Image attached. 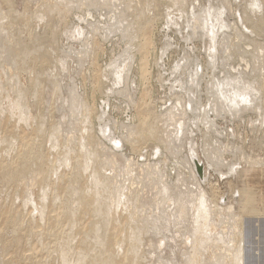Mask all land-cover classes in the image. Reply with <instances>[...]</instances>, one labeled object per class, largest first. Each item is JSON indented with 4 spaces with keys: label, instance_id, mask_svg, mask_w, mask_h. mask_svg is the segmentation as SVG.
<instances>
[{
    "label": "rangeland",
    "instance_id": "1",
    "mask_svg": "<svg viewBox=\"0 0 264 264\" xmlns=\"http://www.w3.org/2000/svg\"><path fill=\"white\" fill-rule=\"evenodd\" d=\"M13 2H12V6L14 5V6H16V7H14L16 10H12V9H14V8H12L11 9V11H10V8L9 7H6L7 6V3H5V2H2L1 4H0V10H2V11H0V12H2V13H0V15L1 14H3V12H4V14L6 15V14H8V15H6V16H9V18H11L10 17V15L12 14H16V16L14 15V17L16 18V20H17V22H19V24L18 23H14L12 26H11V28L10 29H12V33L11 34H13V33H17L18 35H17V37H16V34L14 35L13 34V36L12 37H14V38H9V36H8V34H7V36H4V34L1 32V34L3 35V37L5 38V37H7V38H5V41L3 40V42H1V39H2V37H1V39H0V42L1 43H4L5 42V45H8L9 44V46L11 47L10 49V51H12L13 50V47H14V49L16 50H21L22 52H20V50H19V52L17 51V53H16V56H17V58H19L18 60H19V63L21 62V61H23L24 60V62H21L20 64L23 66V65H30V67L31 68H29V70L31 71V72H29V70H22L19 74H20V76L19 77H17V79L16 80H18V78H19V83L21 84H23L24 86H26V85H30V83H28V82H31L30 80L33 78V76L35 77L34 79H36V77L39 75L40 76V74H42V78L40 79V77H37V78H39L40 79V85L43 83V82H45V83H43L42 85H44V89L42 88V93H44L43 95H42V97L44 98V100L41 102V105H37V103H36V105H34L35 103H34V96L31 94V91H29L30 93H29V96H27V104L29 105V109L31 110V112H32V114H35V113H38L39 112V115L40 114H43V115H41L42 117H40V119H42V121H43V126L45 125V127L48 129L49 127H50V130L48 129V131H47V129H46V134H44V133H42V135H45V137H47L46 138V144L47 143H52V141H53V143H52V145L55 147H53L52 145V148H53V150L55 151L54 153L55 154H57V156L56 155H54V158H57V159H59L60 158V156H62V154L60 153V152H62V151H60L59 150V148H60V146L59 145H66L67 146V143H68V146H70V147H74L75 146V144L77 143V141L75 142V141H73V140H76V138H77V140H78V134H77V136H76V133H78L79 131H78V129H80V126H78L79 125V122H80V124H82L81 123V121H82V119L79 121V119H80V115L81 114H79V111H80V106L77 108V106H75L76 107V109H75V111L77 112H75L74 111V113H73V115L72 114H70V108H69V110L68 109H66L67 107H69V102H71V100H72V98L70 97L71 96V94H75V93H73L74 92V90L73 89H76L77 91H75V92H77L78 93V97H79V99H80V97H82V94L83 95H86V99L88 100V101H90V95H91V85H92V81H91V79H92V77L90 76L91 74H92V71H91V69H92V65H91V60L89 61V58H87V60L89 61L88 63H90V64H88L87 63V60L85 59H83V62L81 63L82 65H80V59H77V57L76 56H79L80 55V53L82 52V49H83V45L85 44H83V43H81V39H83V41H86V42H88L89 40H90V42H88V43H90L89 45H91V37L90 36H92V35H95V33L93 34V32H96V33H98V34H96L95 36H97L98 37V39L100 40V43L103 41V40H101V37H102V39H103V36L104 37H106V39H104V41L102 42V44H101V49H103L102 51L100 50V54H99V56L97 57V62L99 63V65H100V67H102V69H101V71L103 72V73H108V74H104L105 76L103 77V78H105V79H103V82L105 83H103L102 85H101V88L100 89H102L101 91H100V89H98V90H96L95 91V97H94V102H95V104H94V108L95 109H97L96 110V112L94 113V111H93V113L94 114H92V116H91V120L89 121V123H90V125H89V123H88V125L90 126L89 128H88V130H89V133L91 132L90 131V129H91V126L93 127L92 128V136L94 137L95 135V139L93 140V142L95 143V141L97 142V140H98V142L97 143H99L100 144V142H101V144L100 145H97L96 144V148H97V152L96 153H99L100 155H98L97 154V156L96 157H98V160H97V158L95 159V161L97 162V161H99V158H100V160H101V162L102 161H104V163L106 164H104L103 162V166L105 167H107V169L105 170L104 168L102 169V171L103 170H105V171H103V172H106L105 174H107V176L109 175V180H111L112 178H114L113 180H111V182H110V185H112V186H116L117 184H119V183H121L120 182V180L121 179H119V175L121 174V172H122V174H121V176H122V179H124V177L125 176H128V175H132L131 176V179H129V182H130V180H132L133 181V183L132 184H130L129 182H125V183H129V184H124V185H122V186H119L118 188H119V194L120 195H122L121 194V192L122 193H124V192H129L128 194L129 195H131L132 196V193H133V197L136 199V196L137 197H139L140 198V203L139 204H137L136 206H138V207H136L135 209H137V211L141 214H139L140 216H138V217H141L140 219H142V221L140 220V222H143L144 224H143V226L145 227H143L142 229L144 230L143 231V233L145 234H143V245L145 246V248H146V253L149 255H147L148 256V261H150V262H148L149 264H152V263H154V262H156V261H158L159 260V262L158 263H160V262H162L163 264L165 263L164 261H165V258H166V260H167V258L168 259H170V261L169 260H167L166 262H167V264H173L174 262H178V263H174V264H186L185 262H184V259L186 260L187 258H188V256L190 257V250H192V247H194V246H196V244L194 245V243H192V236H191V234L193 235V233H189V232H192L191 231V229H188V230H185V231H183L182 230V228L180 227V228H178V227H176L175 226V222H174V218L172 217V216H174L173 215V213H171V211H170V209H166V207H164L163 209H164V214H165V219L167 218V221L165 220H163L162 219V221H160V222H158L159 220H158V218L156 219V217H154V215L152 216V211H153V209H155L154 207H156V205H154V203L156 202L157 203V201H156V199H154L153 197H155L156 198V196H157V194H155V192H154V190H156L157 189V187L158 186H161V181H165V183L167 184V182H168V185H169V187H170V185L171 186H174L175 185V183H173V181H175V182H177L176 181V179H174V178H176V177H178V178H182L181 180H180V184L182 185V182H183V187H188V188H192L193 190H194V195L193 196H195V195H197L196 197L198 198V195L199 194H201V195H204L205 194V196L206 197H208V200L210 201L209 203H210V205H211V207L212 208H214V210H215V212H212V210L213 209H211V211L210 212H212V213H209V214H211L208 218H207V223L205 224V226H206V228H205V226H204V228H203V230H204V232H203V230L201 231H199L198 233H200L199 234V236L200 237H204V238H207L208 237V240L209 241H211L212 240V245L213 246H209L207 249H204L205 251H203V255L201 256V258H200V260L198 261V264H212L213 262L212 261H215L214 260V258H216L214 255L215 254H213V251L214 250H216L217 248H222L223 246H229V244L233 247V248H237V249H232V248H230V246H229V249H230V251H231V249H232V253L230 252L229 253V257H231V254H234L237 250H241L239 253H241L240 254V258H239V261H236L237 262V264H264V211H262L261 210V208H260V212H259V209H257V208H259V203L257 204V202H259V201H257V200H260L261 198V200H264V197H262V195L261 194H263L264 193V178H262L263 177V174H264V169L263 168H261V167H264V123H263V121H264V119H263V116H264V107H263V109H262V106H264V103H263V105H261V107L260 108H254V106L252 105V104H250L249 105V107H251L252 106V109L251 108H249L250 110H248V108L247 109H245L243 106H241L243 103H242V101L239 103V104H237V105H235V103L233 104V100H229L230 99V97H231V99H233V91H232V89L228 92L227 90H226V82H229V84H227V86L229 87L231 84L230 83H233L234 85H236L235 83H237L238 81H236L235 82V80L233 81V82H231L233 79H232V77L233 78H238L239 77V75L241 76L242 74H244L243 75V77H244V79L246 78V79H250L251 77H252V75L254 74V72H252L250 69H251V61H250V59H251V57H252V55H250V54H252V49H253V47H252V44L254 45L255 44V42L256 43H264V37H263V35H264V25H262V24H264V22L262 23V20L264 19V9H263V7H262V3L260 2V1H258L257 2V4L255 5V4H253L252 3V1L253 0H229V5H230V8H229V10H225V13H223L222 12V9L220 10V9H218L217 8V10H219V11H221V13L219 12V11H217L215 8H216V5H214V3H215V1H214V3H213V5L212 6H208V3L209 2H213V0H185V2H184V4H181L180 5V3H177V2H175V3H172V1L171 0H165L166 2H164V0L162 1V0H159L160 1V10H163V11H160L161 13V16H159V18H156V20H154V26L155 27H153L154 29V31H153V38H154V43H153V47H152V51H151V54L149 55V62H148V79H147V81H149L148 82V86L150 87V89H151V93L149 94L150 96L149 97H151V98H149L148 97V102L150 101V104H152L153 106L152 107H155V108H153L155 111H156V113H157V116H158V114L159 113H161L162 115L156 120V121H158V124L157 123H155V120H154V124H152L153 125V130L152 131H154L155 132V134H154V132L153 133H151V131H150V133H149V131H147V133H149V135L148 136H150L147 140H144V141H141L142 142V144H140L141 142H133V140L131 141V139L134 137V136H136V129H135V127L136 126H134L135 124H137V120H138V118L136 117V112H135V105L132 103V105L130 104L133 100H136V98L138 97V93H139V91H140V88H141V85H140V76H139V71H138V59H137V54L135 53V54H133V56L131 57V59L130 58H128V60H127V58H124L125 56H122L123 54H122V52L123 51H130L132 48H134V46L133 45H131L130 44V42H129V37H124L125 35H123V34H121V32H120V30L119 29H117V28H115V30L114 31H116L117 33H115V32H113V31H111V30H109V29H107L106 30V28H105V26L107 27V28H109V26L108 25H110V29H114V28H111V24L110 23H114L115 24V26L117 27V25H118V23H119V21L117 22V20H116V16H114L113 15V12H111V11H107L106 10V12H104V9L102 10V9H100L99 10V8H97V10H96V8L94 9V8H92L91 6H90V8H92L91 10H90V8L88 9V7H86L85 6V8L84 7H82V8H84L85 9V11H84V9H75L74 8V11L72 12V14H71V12L69 13L68 12V14L66 15L67 17H69V18H65L64 20H66V21H64V22H66L65 24H64V22L62 21L61 22V20H63L62 18L60 19V18H58L57 17V15H55L54 17H52L51 19H52V21L50 22V18H49V20H47L48 19V17H38L37 18V16H36V18L35 17H33L32 19H30V18H28V21H26L25 20V22H24V20H22L23 19V14L24 15H27V13H28V16L31 14V15H33L32 13H35L36 11H35V9L37 10V9H40V8H37L36 7V5L37 6H39V4L41 3V1L40 0H31V2L29 3L27 0H12ZM22 1H23V3H22ZM25 1H27V5H26V2ZM37 1V2H36ZM55 1V2H54ZM57 1H59V0H51L50 2H54L53 4H55V6L56 5H58V3H60V2H57ZM114 1V0H113ZM120 0H118V2H119ZM130 0H126V3H124V4H122V6H125L126 4L128 5V4H130V6H131V4L132 3H134V0H131V2H129ZM138 1H139V3H138ZM135 4H137V5H135V4H132V6L134 5V7L135 6H138V5H140V1L141 0H138ZM170 1H171V3H170ZM176 1H178V0H176ZM188 3H187V2ZM189 1H192V2H190L189 3ZM238 1V2H237ZM245 1V2H244ZM40 2V3H39ZM57 2V3H56ZM164 2V3H163ZM170 4H172V6L173 7H168V6H170L169 5V3ZM178 2H180V1H178ZM216 2H217V0H216ZM239 2H241V3H239ZM33 3H35L34 5H35V7H34V5H33ZM120 3V2H119ZM118 3V6L120 5ZM142 3V2H141ZM163 3V4H162ZM178 5H177V4ZM187 3V4H186ZM218 3V2H217ZM252 5H251V4ZM17 4V5H16ZM23 4V5H22ZM25 4V5H24ZM31 5V6H28V5ZM167 4V5H166ZM193 4L194 5H200V9L201 10H203L204 9V11L203 12H205V10L206 9H208L207 7H213V9H211V8H209L210 10L208 11V12H213L214 14H215V10L217 11V14L216 15H218V13H219V15L218 16H215L214 17V14L212 13V14H209L210 16H211V19H210V17H209V15H208V13L207 14H205L206 12H207V10H206V12L205 13H202V14H205L204 15V17H203V15L201 14V13H198V14H195L194 16H192L193 14H192V7H193ZM203 4V5H202ZM246 4V5H245ZM261 4V5H260ZM3 5V6H2ZM6 5V6H5ZM126 5V6H127ZM163 7H162V6ZM167 7H166V6ZM176 5V6H175ZM250 5V6H249ZM258 5V6H257ZM23 6V7H22ZM25 6V7H24ZM26 6H28L31 10H32V12H31V10H29L28 9V7L26 8ZM125 6V7H126ZM180 6V7H179ZM202 6V7H201ZM218 6H219V4H218ZM5 7V8H4ZM32 7H34V9L32 8ZM188 7V8H187ZM205 7V8H204ZM242 7H243V9H245L246 8V10L248 11L249 10V12H250V14L252 15V14H254V12L256 13L257 11H255L256 9L258 10V12H259V10H260V12H262V14L259 12H257L256 13V15H259V14H261V15H263V16H259V18L260 17H262L263 19L262 20H259V21H255V18L253 17V16H251L252 18H254V21H255V23L253 24V22H252V19H250L251 21H248L249 20V18L246 20V19H244V21H243V19H241V18H243L242 16H241V9H242ZM245 7V8H244ZM255 7V8H254ZM3 8V9H2ZM7 8H8V10L9 11H7L8 13H6L5 12V10H7ZM20 8V9H19ZM25 8V9H24ZM119 8V7H118ZM132 8V7H131ZM169 8V9H168ZM177 8H179V9H177ZM220 8V7H219ZM259 8V9H258ZM262 8V9H261ZM171 9V10H170ZM181 9V10H180ZM199 9V10H200ZM242 9V10H243ZM254 9V10H253ZM4 10V11H3ZM20 10V11H19ZM23 10V11H22ZM26 10V11H25ZM27 10H29V11H27ZM87 10H89V12L87 11ZM183 10H185V11H183ZM213 10V11H212ZM13 11V12H12ZM25 11V12H24ZM38 11V10H37ZM86 11L89 13H86ZM100 11V12H99ZM167 11V12H166ZM172 11V12H171ZM181 11V12H180ZM191 11V12H190ZM231 11V12H230ZM254 11V12H253ZM12 12V13H11ZM17 12H19V13H17ZM22 12H24V13H22ZM27 12V13H26ZM29 12H31V13H29ZM78 12H81V14L83 15L84 14V16H83V18H82V15L80 14V13H78ZM84 12V13H83ZM94 14H96V15H94ZM102 12H104V13H102ZM202 12V11H201ZM10 13V14H9ZM26 13V14H25ZM76 13V14H75ZM93 15H92V14ZM102 13V14H101ZM106 13V14H105ZM110 13H111V15H110ZM163 13V14H162ZM237 13V14H236ZM3 14V15H4ZM18 14H22L20 17H19V15ZM70 14V15H69ZM88 15V16H86V15ZM103 14H104V18H103ZM169 15V17H168V15ZM180 14V15H179ZM200 14V15H199ZM220 14H222V19H223V17L225 16V18H226V20H225V18L223 19L224 20V22H225V24H228L229 26H226L225 24H224V22H223V20L220 18ZM250 14H248L249 15V17H250ZM11 15V16H12ZM76 15V16H75ZM78 15H80V16H78ZM101 16V18H98V17H100ZM107 15V16H106ZM175 15V16H174ZM200 17V21H198L197 19H199V18H197L198 16ZM207 15H208V19H210V20H212L213 21V19L215 18V19H221L222 21H220L219 20V22L222 24L223 23V26L227 29H225L224 27H221L220 29H218V27H220V25H219V23H218V20H216L217 21V25L216 24H213L214 22L216 23V21H215V19H214V21L213 22H211L210 20L209 21H207V20H204L205 21V23L206 24H204V21H203V19H201V16H202V18H207ZM237 15V16H236ZM2 16V15H1ZM0 16V17H1ZM65 16V17H66ZM77 17L78 19H76L75 17ZM98 16V17H97ZM110 16V17H109ZM213 16V17H212ZM239 16H240V18H239ZM3 17V16H2ZM13 17V16H12ZM19 19H18V18ZM80 17V18H79ZM87 17V18H86ZM93 19H92V18ZM94 17H96V18H94ZM164 17V18H163ZM170 17H171V19H170ZM189 17V18H188ZM196 17V18H195ZM218 17V18H217ZM9 18H7V19H9ZM34 18H35V20H36V23H39L38 24V26H37V24L35 23V20H34ZM43 20V22H42V20ZM45 18V19H44ZM54 18V19H53ZM64 18V17H63ZM75 19V21H76V23H75V21H74V19ZM188 18V19H187ZM192 18V19H191ZM239 18V19H238ZM2 19H4V18H1L0 19V22L2 21V23H3V20ZM39 19V20H38ZM56 19H58V20H56ZM60 19V20H59ZM73 19V20H72ZM88 19V20H87ZM104 19H105V22H104ZM113 19V20H112ZM118 19V18H117ZM168 19V20H167ZM187 19V20H186ZM189 19H190V21H189ZM195 19H196V21L197 22H195ZM232 19V20H231ZM5 21H4V23H6V17H5V19H4ZM19 20V21H18ZM32 20V21H31ZM56 22V24H55V22ZM77 20H79V21H77ZM83 20V21H82ZM85 20L87 21L86 23H85ZM94 20H96V21H94ZM99 20V21H98ZM101 20V21H100ZM115 20V21H114ZM118 20H120V19H118ZM122 20V19H121ZM187 22H186V21ZM193 20H194V22H193ZM230 20H231V22H230ZM246 20V21H245ZM40 21V22H39ZM46 21V22H45ZM94 21V22H93ZM111 21V22H110ZM157 21V22H156ZM175 21V22H174ZM176 21L178 22V23H176ZM240 21V22H239ZM264 21V20H263ZM42 22V23H41ZM69 22V23H68ZM71 22V23H70ZM72 22H74V25H73V23ZM79 22V23H78ZM90 22H93V23H90ZM100 22H101V24H100ZM198 22H200L199 24H204L203 25V27H201V30L199 31L198 30V28L200 29V26L201 25H199V27H198V25L196 24V23H198ZM251 22V23H250ZM22 23H24V26H23V24ZM30 24V23H32V24H30V26L32 25V27H29V25H26V24ZM53 23V24H52ZM60 24V27L58 28L57 26H59V25H57V24ZM67 23H68V25H67ZM82 23V24H81ZM86 25H85V24ZM87 23H89V24H87ZM100 25H99V24ZM102 23H104V25L102 24ZM107 23V24H106ZM112 23V24H113ZM157 23V24H156ZM171 23V24H170ZM191 23V24H190ZM232 23V24H231ZM260 23V24H259ZM71 24V25H70ZM83 24H84V26H83ZM93 24H96L95 25V28H94V25ZM97 24H98V26H97ZM117 24V25H116ZM124 24H126V23H124ZM177 24V25H176ZM179 24V25H178ZM194 24V25H193ZM248 24V25H247ZM249 24H251V26L249 25ZM255 24H256V26H255ZM258 24V25H257ZM5 25H7V24H5ZM56 25V26H55ZM62 25V26H61ZM90 25H91V27L92 28H94V30L92 31V29L90 28ZM122 25H123V22H122ZM197 25V26H196ZM207 25H209V26H207L208 28L207 29H205V27ZM210 25H212V26H210ZM252 25H254V27H252ZM260 25V26H259ZM28 26V27H27ZM46 26V27H45ZM52 26H54L55 27V29L57 30V28H58V30H59V32L57 31V34L55 33L56 31L53 29L52 30ZM67 26V27H66ZM75 27V29H70V28H72V27ZM87 26V27H86ZM114 25H113V27H115ZM119 26V25H118ZM216 26H218V27H216ZM222 26V25H221ZM13 27V28H12ZM18 27H20V28H18ZM22 27H23V31H22ZM25 27H27V28H25ZM35 27H37V31L35 30V32H34V30H32V29H34ZM53 27V28H54ZM67 28V30H68V28L70 29V30H66L65 31V29ZM81 27V28H80ZM100 28V31L98 30V28ZM102 27V28H101ZM259 27V28H258ZM262 29H261V28ZM14 28H18V29H20L21 30V33H20V30L18 31V29L17 30H14L13 31V29ZM43 28V29H42ZM87 28V29H86ZM89 28V29H88ZM193 28V29H192ZM212 28V29H211ZM233 28V29H232ZM242 28V29H241ZM254 28V29H253ZM257 28V29H256ZM25 29V30H24ZM30 29V30H29ZM36 29V28H35ZM47 29V30H46ZM81 29H83L82 31H81ZM102 29V30H101ZM103 29H104V31L106 32V34L108 35L109 33H110V31H111V33L113 34H109V36H107V35H104L105 34V32L103 31ZM117 29V30H116ZM205 29V30H204ZM209 29L211 30L210 32L211 33H208V34H205V31H206V33L207 32H209ZM231 29V30H230ZM255 30V31H253V30ZM27 30V31H26ZM50 30H52V31H54L53 32V36L51 37V39L50 40H47L48 38H50V36H48V35H50ZM72 30H74V31H72ZM84 30H86V31H84ZM89 30V31H88ZM92 32H91V31ZM96 30V31H95ZM98 30V31H97ZM196 31V32H194V31ZM223 30H225L224 32H223ZM257 30V31H256ZM263 30V31H262ZM33 31V32H32ZM89 32V34H87L86 32ZM216 31H218V32H216ZM226 31H227V33H226ZM233 31V32H232ZM251 31H253V32H251ZM29 32V33H28ZM33 34H31V33ZM38 32V33H37ZM66 32V33H65ZM70 32V33H69ZM109 32V33H108ZM203 34H202V33ZM221 32V33H220ZM4 33H5V31H4ZM20 33V34H19ZM23 33V34H22ZM28 33V34H27ZM35 33V34H34ZM40 33H44V34H42V35H40ZM59 33V34H58ZM86 33V35H88L89 37H88V39H86L87 37H86V35H84ZM92 35H91V34ZM99 33H101V35L99 34ZM103 33V34H102ZM191 33V34H190ZM216 33H217V35H216ZM220 33V34H219ZM237 33V34H236ZM245 33V34H244ZM247 33V34H246ZM54 34H55V38L54 39H57V40H55V41H53L54 39H52L53 37H54ZM120 34V35H119ZM221 34L223 35V37H228L229 36V39L227 38L226 40H228L229 42H230V40H232L231 42H233L234 44H233V47L232 46H230L229 45V43L226 45V44H223V45H225V47L224 46H220L221 44V42H222V39L221 38H223L222 36H221ZM229 34V35H228ZM255 34H257V35H255ZM28 35H29V37H28ZM31 35V36H30ZM37 35H39L40 37H41V39L39 38V36H37ZM47 35V36H46ZM121 35H123V37L121 36ZM207 35V36H206ZM226 35V36H225ZM231 35V36H230ZM21 36V37H20ZM23 36H25V37H23ZM34 36V37H33ZM35 36H37V37H35ZM85 36V37H84ZM208 36H209V38H208ZM219 38V37H221L220 39H218L217 37ZM233 36H234V38H233ZM261 36V37H260ZM231 37V38H230ZM241 37V38H240ZM253 37V38H252ZM257 37V38H256ZM3 38V39H4ZM23 38V39H22ZM31 38V39H30ZM35 38V39H34ZM37 38H39V39H37ZM46 38V39H45ZM110 38V39H109ZM122 38V39H121ZM125 38V39H124ZM127 38V39H126ZM237 38V39H236ZM10 39V40H9ZM18 40V42H17V40ZM22 39V42L23 43H20L21 40ZM113 39V40H112ZM120 39V40H119ZM124 39V40H123ZM189 39V40H188ZM219 40V43H218V41L217 40ZM253 40V42L254 43H252V40ZM41 40V41H40ZM44 40V42H42ZM47 40V41H46ZM249 40V41H248ZM11 43H14L13 45L12 44H10V42ZM16 41V42H15ZM27 41H29V42H27ZM31 41H33L32 43H31ZM46 41V42H45ZM57 41V45H55V44H53L54 42H56ZM221 41V42H220ZM251 41V42H250ZM7 42H9V43H7ZM50 42H52V43H50ZM124 42H126V44H124ZM129 42V43H128ZM217 42V43H216ZM245 42V43H244ZM248 42V43H247ZM25 43V44H24ZM37 43H38V45H40V46H38V49H39V47L40 48H42L41 50H40V52H39V50L37 49ZM80 43V44H79ZM87 43V44H88ZM168 43V44H167ZM210 43V44H209ZM225 43V42H224ZM16 44H18V45H16ZM21 44H22V46H21ZM27 44H29L28 46H27ZM34 44H36V45H34ZM47 44V45H46ZM128 44V45H127ZM135 44V43H134ZM240 44V45H239ZM1 45V44H0ZM34 45V46H33ZM44 45V46H43ZM48 45H50L49 46V48H48ZM52 45V46H51ZM55 45V46H54ZM60 45V46H59ZM71 45V46H70ZM207 45V46H206ZM229 45V46H228ZM16 46H17V48H16ZM25 46H27V47H29V49L28 48H26V50H28V52L29 53H31V55L30 54H28V52H26L25 50L23 51L22 50V48L24 49V47ZM31 46V47H30ZM32 46L34 47V48H32ZM56 46H58V47H56ZM73 46V47H72ZM82 46V47H81ZM125 46V47H124ZM129 46V47H128ZM131 46V47H130ZM5 47V46H4ZM19 47V48H18ZM21 47V48H20ZM44 47V48H43ZM56 47V48H55ZM61 47V48H60ZM69 47H71L70 49H69ZM103 47V48H102ZM121 47H122V49L123 50H121ZM124 47V48H123ZM212 47V48H211ZM218 47H220V48H218ZM222 47V48H221ZM239 47H241V48H239ZM261 47H263V46H261ZM6 48H9V47H7L6 46ZM50 48H52V49H50ZM62 48H64V51L65 52H67L66 54H64L63 55V57H62V55L61 54H58V53H62V51H63V49ZM73 48H74V50H76V49H78V51L76 52L75 51V53L77 54L78 53V55H76L74 52H73ZM76 48V49H75ZM82 48V49H81ZM130 48V50H128ZM225 48V50L228 48V50L230 49V51H225V50H221V49H224ZM236 50H235V49ZM0 49H1V47H0ZM35 50V52L36 51H38V52H36L37 53V55H39L40 53H43V52H49L50 50H51V52H49L50 53V55L54 58H52L51 57V59H48V62L46 63V62H43L42 64H35L36 66H33V68H32V61L30 60V59H33V53H35V52H33L34 50ZM54 49H56L57 50V52H56V50H55V52H54ZM59 49H62V51L60 52V50ZM124 49H126V50H124ZM210 49V50H209ZM239 49H240V51H239ZM243 49V50H242ZM251 49V50H250ZM15 50H13L12 52H11V54L13 55V57L16 59V57H15ZM32 50V51H31ZM68 50H72V53L70 52V51H68ZM81 50V51H80ZM247 50H249V51H247ZM1 52V54H0V56H1V59L3 58V60H5L6 58V60L5 61H3V60H1V64H0V76H1V78H0V81H2V84H3V88L5 87H7V89H9L8 91L4 88L3 90H1V93L3 92V97L5 98V99H2V101H4V104H5V102H6V99H7V101H8V98L4 95V94H6L7 92L9 93V94H11V96H15L16 94V92H12L13 90H11L12 88V84H13V79H15L14 78V76H11L10 75V73H14V72H16L17 71V66L18 65H20V64H18L17 62V60H14L15 62H13V61H11L10 59H12V57L10 56L11 54H10V51H8V53H9V55H8V53H7V51H2V50H0ZM63 51V52H64ZM104 51V52H103ZM122 51V52H121ZM132 51V52H131ZM130 52L131 53H134V50H131ZM223 51V52H222ZM239 51V52H238ZM7 53L6 55H7V57H6V55L4 56V57H2V55H3V53ZM25 54H24V53ZM64 52V53H65ZM68 52H70V54H68ZM116 52H118L119 53V58H117L118 60H116V57H117V55L116 54H118V53H116ZM213 52V53H212ZM216 52V53H215ZM227 54H226V53ZM232 52L234 53V54H232ZM242 52V53H241ZM245 52V53H244ZM249 52V53H248ZM20 54V56H22V57H20L19 56V54ZM35 53V54H36ZM39 53V54H38ZM116 53V54H115ZM124 53V52H123ZM231 53V55L233 56H229V58H226V60H228L227 61V64H224V63H226V60H225V62L223 61V64H222V59H221V57H224L223 56V54L224 55H229ZM237 53V54H236ZM26 54H27V56H26ZM33 54V55H32ZM54 54H56V57H55V55ZM75 54V55H74ZM122 54V55H121ZM163 54V55H162ZM220 54H222L221 56H220ZM240 54V55H239ZM24 55V56H23ZM28 55L29 56H31V57H28ZM69 58V59H67V58H65L66 56ZM68 55H71V57L70 56H68ZM73 55V56H72ZM82 55V54H81ZM116 55V56H115ZM211 55V56H210ZM217 55V56H216ZM236 55V56H235ZM239 57H238V56ZM242 55V56H241ZM245 55V56H244ZM11 57L10 59H9V57ZM25 56H26V58H25ZM59 56H61V58L59 57ZM75 56V57H74ZM122 56V57H121ZM214 56H215V58H214ZM25 59H24V58ZM58 57V58H57ZM73 57V58H72ZM80 57V56H79ZM78 57V58H79ZM220 57V58H219ZM231 57H232V59H231ZM249 57V58H248ZM57 58V59H56ZM71 58V59H70ZM120 58H121V60H120ZM133 58V59H132ZM242 58V59H241ZM26 59H28L29 61L27 62H25V60ZM67 60V62L65 61V60ZM111 59H113V60H111ZM114 59L116 60V62H112V61H114ZM123 59V60H122ZM127 61H126V60ZM136 59V60H135ZM187 59V60H186ZM194 59H195V61H194ZM216 59V60H215ZM231 61H230V60ZM49 60H50V62H49ZM54 60V61H53ZM58 62H57V61ZM70 60V61H69ZM72 60V61H71ZM77 60V61H76ZM125 60V61H124ZM182 60V61H181ZM212 60H213V62H215V63H213L212 65H211V63H212ZM215 60V61H214ZM234 60V61H233ZM2 61H3V63H2ZM53 61V62H52ZM68 61H69V63H68ZM82 61V60H81ZM85 61V62H84ZM132 61V62H131ZM220 61V62H219ZM9 62H13L12 64L14 65L15 64V66H12V64H11V66H10V64H9ZM61 62V63H60ZM66 62V63H65ZM125 62V63H124ZM228 62L230 63V64H232V65H230V64H228ZM247 62V63H246ZM22 63H26V64H22ZM28 63V64H27ZM52 63H54V64H52ZM58 65H57V64ZM78 63V64H77ZM108 63H112L111 65H109ZM2 64H4V65H2ZM46 64H47V67H46ZM50 64V65H49ZM62 64V65H61ZM65 64H68L67 66L65 65ZM108 64V66H107V68H106V65ZM128 64V65H127ZM17 65V66H16ZM20 65V66H21ZM41 65H42V67H41ZM57 65V66H56ZM63 65H65L67 68L65 69V66H63ZM70 65V66H69ZM84 65V66H83ZM124 65V66H123ZM125 65H127V66H125ZM214 65V66H213ZM225 65V66H224ZM245 65V66H244ZM2 66V67H1ZM5 66H6V68H5ZM43 66H45V68L43 67ZM52 66V67H51ZM53 66H54V68H53ZM64 68H63V67ZM91 66V67H90ZM111 66H113V67H111ZM128 66L130 67V68H128ZM214 67V69H213V67ZM250 66V67H249ZM10 67V68H9ZM14 67V69H15V67H16V71L15 70H13L12 68ZM36 67V68H35ZM50 67V68H49ZM55 67H56V70H54L55 69ZM74 67V68H73ZM83 67V68H82ZM87 67V68H86ZM129 69V72L128 73H125L124 72V70L126 69ZM216 67V68H215ZM224 67H225V69H224ZM1 68H3L4 69V71L1 69ZM39 68L41 69V71L39 70ZM50 69V70H48V71H44V70H42V69ZM63 68V69H62ZM83 69V70H81V69ZM88 71H85V69ZM91 68V69H90ZM5 69H9V70H11L10 72H9V70H5ZM33 71H35L36 69L38 70H36L35 71V73L34 72H32V70ZM51 69H53L54 71H52V73H51ZM65 69V70H64ZM68 69V70H67ZM77 70V71H74V70ZM105 69V70H104ZM107 69V70H106ZM111 69H113V70H111ZM117 69V70H116ZM197 70V72H195L196 70ZM236 69V70H235ZM119 70V71H118ZM225 70H228L229 71V73H226L227 75H229L228 77H227V75H226V77H224L223 78V75H224V71ZM243 70H244V72H243ZM13 71V72H12ZM44 71V72H43ZM57 71V72H56ZM79 71V72H78ZM126 71V70H125ZM128 71V70H127ZM126 71V72H127ZM200 71V72H199ZM260 71V70H259ZM261 71H263L262 69H261ZM260 71V72H261ZM26 72V73H25ZM28 72H29V74H30V76L28 75ZM36 72L37 73H40V74H37V75H33L32 76V73L33 74H36ZM46 72H48V73H46ZM53 72L55 73V75H57L58 76V78L57 77H55V75L53 76L52 74H53ZM81 72H83V73H85V74H83V73H81ZM87 72V73H86ZM111 72H113V74L111 73ZM116 72L117 73H119V76H117L118 74H116ZM188 72V73H187ZM226 72V71H225ZM4 73H9V74H5L6 75V77L4 78L3 77V75H4ZM50 73V74H49ZM56 73H58V74H56ZM63 73V74H62ZM78 73V74H77ZM79 73H80V75H79ZM121 73V74H120ZM191 73V74H190ZM255 73H257V72H255ZM25 74V75H24ZM45 74V75H44ZM83 74V75H82ZM87 74H89V77L87 76ZM250 74V75H249ZM4 75V76H5ZM49 75V77H47ZM181 75H182V77H181ZM188 75V76H187ZM7 76H9V78H7ZM27 76H29V77H31V79L29 78V77H27ZM43 76H45L44 78H43ZM62 76V77H61ZM66 76V77H65ZM69 76H70V78H69ZM72 76V77H71ZM81 76H83V79H82V77ZM107 76V77H106ZM113 76H115V77H113ZM124 76H126V80H125V77ZM160 76V77H159ZM196 76V77H195ZM25 77V78H24ZM50 77H54L53 78V80H50L51 78ZM60 77V78H59ZM85 77H86V79H85ZM88 77V78H87ZM116 77H117V79H116ZM122 77V78H121ZM131 77V78H130ZM138 77H139V80H138ZM184 77V78H183ZM188 77V78H187ZM217 77V79H215V78ZM222 77V78H221ZM11 78H13L12 80H11ZM22 78V79H21ZM29 78V79H28ZM47 78H49L48 80H47ZM73 80H72V79ZM81 78V79H80ZM120 78V79H119ZM257 78H259L258 77V75H257V77H256V79L255 80H257ZM2 79V80H1ZM3 79H10V80H8L7 82H9L10 81V83H7L6 82V84L4 85V81L5 80H3ZM44 79V80H43ZM60 80V79H62L61 80V82L60 81H58V80ZM70 79V80H69ZM110 79V80H109ZM121 79H124V80H121ZM180 79H182V80H180ZM191 79V80H190ZM222 79H225V81L224 82H222ZM253 79V78H252ZM27 80H29L28 82H27ZM43 82H42V81ZM53 81V82H50V81ZM106 80V81H105ZM119 80V81H118ZM187 80H189L188 82H187ZM254 80V79H253ZM65 81H66V83H65ZM71 81V82H70ZM91 81V82H90ZM127 81V82H126ZM136 81V82H135ZM195 81V82H194ZM11 82H12V84H11ZM42 82V83H41ZM50 82V83H49ZM54 82H55V84H54ZM57 82V83H56ZM83 82V83H82ZM183 82V83H182ZM193 82V83H192ZM216 84H215V83ZM224 83V85L222 84V83ZM51 83H53L54 85H53V89H52V84ZM58 83H60V84H62V85H60V84H58ZM118 83V84H117ZM121 83V84H120ZM127 83V84H126ZM150 83V84H149ZM179 83V84H178ZM185 83V84H184ZM189 83V84H188ZM212 83V84H211ZM220 83V85H219V88H221V87H223V88H225V89H217L218 87V84ZM247 83H250L249 81L247 82ZM247 83H245V85L247 86ZM7 84H9V86L7 85ZM11 84V85H10ZM45 84H46V86L47 87H49V88H47L46 86H45ZM70 84H72V85H70ZM76 84V85H75ZM233 84L231 85V86H233ZM40 85H39V87H40ZM41 85V86H42ZM59 85H60V87H59ZM76 86L75 88H71V87H74V86ZM82 85V86H81ZM112 85V86H111ZM126 85V86H125ZM180 85V86H179ZM182 85V86H181ZM189 85H190V87H189ZM195 85V86H194ZM217 85V86H216ZM223 85V86H222ZM237 85H242V83H239V84H237ZM24 86H22V87H24ZM55 86V87H54ZM56 86H58L59 88H57ZM65 86V87H64ZM80 86V87H79ZM199 86V87H198ZM214 86H216L215 88H214ZM221 86V87H220ZM69 87L71 88L69 91H71V92H69L68 91V89H69ZM83 87H84V89H83ZM122 87V88H121ZM124 87H126L127 89H128V92L125 90L126 88H124ZM181 87V88H180ZM184 87V88H183ZM64 88L67 90H64ZM189 90H188V89ZM55 89V91H52V90H54ZM57 89V90H56ZM60 89V90H59ZM88 89V90H87ZM125 91H124V90ZM132 89V90H131ZM139 89V90H138ZM184 89V90H183ZM186 89H187V92H186ZM216 89V90H215ZM5 90L7 91L6 93H5ZM11 90V91H10ZM45 90V91H44ZM112 90V91H111ZM119 90V91H118ZM224 90H226V92H227V94L225 93V91ZM51 91H52V93L53 94H51ZM103 91V92H102ZM122 91H124V92H122ZM193 91V92H192ZM221 91L223 92V93H225L224 95H223V93H221ZM55 92H56V94H55ZM66 92H67V94H66ZM83 92V93H82ZM100 92V93H99ZM120 92V93H119ZM127 92V93H126ZM130 92V93H129ZM131 92H133V93H131ZM232 92V93H231ZM61 93H63V94H61ZM70 95H69V94ZM77 93L75 94L76 96L75 97H77ZM81 93V94H80ZM128 94L129 93V95L130 96H127L126 94ZM186 93L189 95V97L191 98H189V97H186V96H188V95H186ZM193 93V94H192ZM230 94V96H229V94ZM55 94V95H54ZM183 95V99L184 100H182L181 98H182V95ZM231 94H232V96H231ZM44 95H45V97H44ZM54 95V96H53ZM56 95H57V97H56ZM60 95H61V98H63V99H61L60 100ZM80 95V96H79ZM227 95V96H226ZM31 96V97H30ZM70 98H69V97ZM127 96V97H126ZM134 96V97H133ZM176 96H181L180 97V99H181V111H183L182 113L184 114V118L183 119H185L183 122H181L180 123V121H181V117H180V114L179 115H177L176 114V116L175 117H180V118H178L179 119V121H178V119L177 118H172L171 120H170V118H168L167 116V113H168V109H170L169 107H171L172 105H173V103H175V101H177V97ZM194 96V97H193ZM222 96V97H221ZM227 97L228 99H225V98H223V97ZM248 93H246L244 96H243V98L244 99H246V100H248L249 98H248ZM52 97V98H51ZM56 97V98H55ZM128 97H129V99L130 98H132V100L130 101L129 99H128ZM28 98L30 99V100H28ZM42 98V99H43ZM49 98H51L52 99V101H53V99H55L56 100V102L55 103H52L54 106H52V109L53 110H50L51 109V107H49V104L46 102V100L47 99H49ZM57 98H59V101H58V99ZM189 98V99H188ZM218 98V101H216V99ZM223 98V99H222ZM71 99V100H70ZM176 99V100H175ZM187 99V100H186ZM215 99V100H214ZM225 99V100H224ZM64 100H66V101H64ZM129 100V101H128ZM222 100H224V103L226 102L228 105H230L231 104V112L228 110V112H227V106H223V107H221V109H220V111H219V106H221V104H222ZM29 101H33V103H31V102H29ZM61 101V102H60ZM211 101V102H210ZM230 101H232L231 103H228V102ZM264 101V100H263ZM59 102V103H58ZM72 102H73V100H72ZM129 102V103H128ZM183 102H184V104H183ZM214 102V103H213ZM218 102H220V103H218ZM3 103V102H2ZM30 103V104H29ZM58 103V108L56 107L57 105H55V104H57ZM63 103V104H62ZM127 103V104H126ZM261 103H262V100H261ZM1 105L2 107H6L7 106V104L6 105ZM170 104H171V106H170ZM186 104V105H185ZM184 105V106H183ZM206 105V106H205ZM63 106V107H62ZM67 106V107H66ZM213 106V107H212ZM237 106V107H236ZM38 107V108H37ZM60 107V108H59ZM66 107V108H65ZM97 107V108H96ZM184 109H183V108ZM244 109H243V108ZM204 108V109H203ZM214 110H213V109ZM218 108V110L217 111H219V112H217L216 111V109ZM235 109V110H233V109ZM241 109V111H240V109ZM78 109V110H77ZM256 109H257V111H256ZM260 109H262V110H260ZM153 110V111H154ZM160 110V111H159ZM213 110V111H212ZM224 110L226 111V112H224ZM243 110V111H242ZM50 111V112H49ZM154 111V112H155ZM163 111V112H162ZM186 111V114L184 113ZM256 111V112H255ZM42 112V113H41ZM45 112H46V115L48 116H46L45 115ZM52 112V113H51ZM63 112V113H62ZM103 112V113H102ZM105 112V113H104ZM215 112H217V113H215ZM230 112V113H229ZM234 112H235V114H234ZM239 114H238V113ZM263 112V113H262ZM81 113V112H80ZM97 113V114H96ZM257 113V114H256ZM258 113H259V115H258ZM50 114V115H49ZM96 114V115H95ZM216 114V115H215ZM218 114V115H217ZM232 114V115H231ZM238 114V115H237ZM261 114H263V116H261ZM51 115H52V118H51ZM135 115V116H134ZM160 115V114H159ZM165 115V116H164ZM207 115V116H206ZM257 115V116H256ZM46 116V117H45ZM95 116V117H94ZM163 116V117H162ZM210 116V117H209ZM238 116V117H237ZM260 118H259V117ZM32 117V116H31ZM43 117H44V119H43ZM50 117V118H49ZM70 117H71V119H70ZM162 117V118H161ZM76 118V119H75ZM164 118V119H163ZM262 118V119H261ZM75 119V120H74ZM93 119V120H92ZM162 119V120H161ZM174 119H175V121L177 122H174ZM177 119V120H176ZM187 119H189L190 121H186ZM211 119H212V121H211ZM52 120V121H51ZM57 120V121H56ZM73 120V121H72ZM169 120V121H168ZM45 121H47V122H45ZM116 121V122H115ZM167 121V122H166ZM171 121V122H170ZM173 121V122H172ZM209 121V122H208ZM262 121V122H261ZM50 122V123H49ZM165 122H166V124H165ZM261 122V123H260ZM45 123V124H44ZM54 123H57L58 125H56V124H54ZM130 123H131V125H130ZM133 123V124H132ZM173 125H172V124ZM263 123V124H262ZM52 124V125H51ZM84 124V123H83ZM128 124V126H126V125ZM161 124V125H160ZM167 124H168V128H170L171 126V129H170V131H169V129L166 127L167 126ZM183 124H185V126L183 125ZM54 125H55V127H54ZM94 125V126H93ZM151 125V126H152ZM159 125V127H157ZM178 125V126H177ZM68 126V128H66ZM76 126L78 127L77 128V130H76ZM126 126V127H125ZM148 126H150V124L148 125ZM170 126V127H169ZM181 126V127H180ZM183 126H184V128H183ZM65 127V128H64ZM132 127V128H131ZM163 129H162V128ZM177 129L178 127L180 128H178L180 131L178 132L175 128ZM54 128H56V132L55 131H52V129L54 130ZM60 128V129H59ZM127 128V129H126ZM137 128V127H136ZM158 128L159 129H161L162 130V132L161 131H156V129L158 130ZM168 129V132L166 133V129ZM216 128V129H215ZM58 129H59V131H58ZM71 129V130H70ZM74 129L77 131H74ZM101 129V130H100ZM131 129H133V130H131ZM135 129V130H134ZM155 129V130H154ZM175 129V130H174ZM218 129V130H217ZM61 130V131H60ZM69 130V131H68ZM73 130V131H72ZM102 130L105 132H103L102 133ZM172 130H174V131H172ZM185 130V131H184ZM51 131V132H50ZM131 131H133V132H131V135H132V137L130 136V132ZM165 131V132H164ZM181 131H183L182 132V135H181ZM45 132V131H44ZM48 132H50V133H48ZM122 132H123V134H122ZM129 132V134H127ZM158 134H157V133ZM163 132H164V134H166V136L164 137H162L163 139L165 138H171V144L170 145H168V147H169V150H168V147L164 144V146H163V142L161 141L160 142V140L159 139H155L154 137L155 136H161L162 134H163ZM170 132V134H172V135H170V134H168ZM220 132V133H219ZM222 132V133H221ZM52 133V135L54 134L55 135V137H56V139H55V137H54V135L52 136V135H48V134H51ZM66 135H65V134ZM69 133H70V135H69ZM94 133V134H93ZM176 133H178L177 135H175ZM224 133V134H223ZM68 134V135H67ZM102 134H104V136L102 135ZM121 134H122V136H121ZM168 134V135H167ZM208 134V135H207ZM60 137V135H61V137L59 138L58 136ZM64 136V139H63V136ZM74 135V136H73ZM123 135H125V137L123 136ZM152 135V136H151ZM154 135V136H153ZM170 135V136H169ZM52 139H49V137ZM73 136V137H72ZM76 136V137H75ZM129 136V137H131V138H129L130 140H128L127 139V137ZM168 136V137H167ZM175 136H177V137H175ZM179 136H180V138H179ZM206 136V137H205ZM45 137H43L42 136V138H45ZM67 137V138H66ZM153 137V138H152ZM174 137V138H173ZM62 138V139H61ZM66 138V139H65ZM75 138V139H74ZM169 138V139H170ZM176 138H178L177 140H175ZM58 139H60V140H58ZM126 139V140H125ZM164 139V140H165ZM169 139H166V140H168L169 141ZM182 139V140H181ZM213 139V140H212ZM219 139V140H218ZM65 140V141H64ZM71 140V141H70ZM99 140H101L100 142H99ZM165 140V141H166ZM173 140V141H172ZM178 140H179V142H178ZM206 140H208L209 141V143H208V141L206 142ZM51 141V142H50ZM55 141V142H54ZM68 141V142H67ZM79 141V140H78ZM130 143H129V142ZM164 141V142H165ZM220 141V142H219ZM62 144H61V143ZM66 142V143H65ZM70 142V143H69ZM71 142H72V144H71ZM75 142V143H74ZM174 142V143H173ZM178 142V143H177ZM206 142V143H205ZM226 142V143H225ZM58 144V145H56V144ZM60 143V144H59ZM63 143H65V144H63ZM104 143H105V145H106V147L105 146H103L104 145ZM134 143H135V145H134ZM139 145V147H138V145ZM180 143V144H179ZM219 143V144H218ZM46 144H44V145H46ZM134 145L133 146V148H132V146L131 145ZM213 144V145H212ZM229 144V145H228ZM206 145V146H205ZM228 145V146H227ZM59 146V147H58ZM98 146V147H97ZM180 146V147H179ZM218 146V147H217ZM227 146V147H226ZM242 146V147H241ZM108 147V148H107ZM166 147V148H165ZM208 147V148H207ZM12 148V147H11ZM91 148V147H90ZM99 148V149H98ZM107 150H106V149ZM113 149V150H111V149ZM240 148V149H239ZM13 149V148H12ZM11 149V150H12ZM35 148H32V150H34ZM208 149L209 150H211V152H209L208 151ZM57 150V151H56ZM112 152H110V151ZM175 150V151H174ZM204 150V151H203ZM209 152V155H210V153L212 154V155H210L211 156V160H210V158L208 159L207 158V156H208V152ZM212 150H214L215 152L214 153H212L213 151ZM238 150V151H237ZM107 151V152H106ZM108 151H109V154H107L108 153ZM120 154H118V153ZM176 152V153H175ZM192 152H194L193 153V156H194V160H196V161H198L201 165H202V173H196V175L198 176L197 177V180L195 181V183H194V181L192 182L191 181V179H189L190 177H189V175H187V174H189V166H188V164H186L187 162L185 161V159L187 158V159H189L190 160V157H191V154H192ZM204 152H205V154H204ZM218 152V153H217ZM237 152V153H236ZM60 153V154H59ZM104 153V154H103ZM106 153V154H105ZM115 153H117V154H115ZM111 154H115L116 156H119V157H117V159H116V163L115 162H113L112 160L113 159H111L110 160V157H109V155H111ZM214 154V155H213ZM216 154V155H215ZM218 154V155H217ZM223 154V155H222ZM30 155H33L32 153H30ZM101 156V157H100ZM106 156H108V157H106ZM214 156V157H213ZM215 156H217V158L215 157ZM242 156V157H241ZM189 157V158H188ZM109 158V161H106L107 159ZM121 158H122V160H121ZM166 158H168V159H166ZM221 158V159H220ZM61 159V158H60ZM59 159V160H60ZM182 159L184 160V161H182ZM186 159V160H187ZM54 160H56V159H54ZM74 160H76V159H74ZM87 160V159H86ZM89 160V159H88ZM88 160H87V162H88ZM215 160H217L216 162H215ZM221 160V161H220ZM90 161V160H89ZM148 161H149V163H148ZM166 161V162H165ZM210 161V162H209ZM225 161V162H224ZM100 161H99V163H101ZM129 162V163H128ZM184 162H186V163H184ZM214 162V163H213ZM229 162H230V164H229ZM232 162V163H231ZM91 163V164H90ZM90 163L88 162V166H89V164L91 165L90 167H91V169H92V166L94 165V160H93V162L92 161H90ZM101 163V164H102ZM139 164L140 165V163H142L139 167H137V164ZM143 163H146V164H144L143 165ZM148 163V164H147ZM157 163V164H156ZM209 163V164H208ZM225 163V164H224ZM226 163L228 164V165H226ZM248 163H250L251 164V166H249L250 164H248ZM259 163V164H258ZM119 164V165H118ZM130 164H132L133 165V167L130 165ZM213 164V165H212ZM96 165V164H95ZM110 165V166H109ZM118 165V166H117ZM126 165V166H125ZM148 165V166H147ZM152 165H153V169L155 168V170H156V172H155V170H152L149 166H151L152 167ZM154 165L156 166V167H154ZM220 165V166H219ZM230 165V166H229ZM233 165V166H232ZM258 165V166H257ZM262 165V166H261ZM88 166H87V168L86 169H89L88 168ZM130 166V167H129ZM134 166H136V167H134ZM147 166V168L149 167V169H151V170H149L148 172L147 171H145V167ZM160 168H159V167ZM163 166V167H162ZM253 166V167H252ZM257 166V167H256ZM261 166V167H260ZM116 167V168H115ZM124 168V171L125 170H127V171H123V168ZM132 167V168H131ZM143 167H144V169H143ZM229 167V168H228ZM250 167V168H249ZM259 167V169H257ZM136 168H138V170L136 169ZM142 168V169H141ZM164 168H165V170H164ZM74 169V168H73ZM90 169V170H91ZM128 169H130V170H128ZM136 169V170H135ZM139 169H140V171H139ZM161 170V171H159V170ZM230 169V170H229ZM256 169H257V172H254V171H256ZM263 169V170H262ZM147 170V169H146ZM180 170V171H179ZM74 172V170H71V172ZM110 171H111V173H110ZM114 171V172H113ZM115 171H116V173H115ZM118 171V172H117ZM120 171V172H119ZM130 171V172H129ZM131 171H133V173L131 172ZM153 172L154 171V173L153 174H150L149 176H145V175H147V173L149 174V173H151V172ZM141 172V173H140ZM143 172H145V173H143ZM147 172V173H146ZM180 172V174H178V175H176L177 173H179ZM188 172V173H187ZM196 172H197V170H196ZM115 173V174H114ZM118 173V174H117ZM120 173V174H119ZM124 173V174H123ZM126 173V174H125ZM135 173V174H134ZM137 173V174H136ZM140 173V174H139ZM158 173V174H157ZM161 173V174H160ZM184 173V174H183ZM186 173V174H185ZM260 173V174H259ZM142 174V175H141ZM182 174V175H181ZM111 175H112V177H111ZM114 175H116V177L118 176V179L115 181V183L113 182L115 179H116V177L114 176ZM123 175H125V176H123ZM136 175V176H135ZM139 175H141L140 177L142 178H140V177H138ZM144 175V176H143ZM120 176V177H121ZM155 176V177H154ZM176 176V177H175ZM134 177H137V180L139 179V182L141 183V185H140V183L138 182V181H136V178H134ZM146 177V178H145ZM150 178V179H147V178ZM160 179H159V178ZM184 177V178H183ZM242 177V178H241ZM248 177V178H247ZM108 178V177H107ZM106 178V179H107ZM147 179V180H149L148 181V183L151 181V186L150 185H148V183L147 182H145L144 180L145 179ZM177 178V179H178ZM159 179V180H158ZM162 179V180H161ZM200 179V180H199ZM249 180V185H252V186H250V187H253V188H251V189H253L252 190V196H250V194L247 192V187L245 186V185H247L248 183L246 182L247 180ZM263 179V180H262ZM146 183H144L143 181ZM146 180V181H147ZM161 180V181H160ZM187 180H189V181H187ZM259 180V181H258ZM119 181V182H118ZM122 181V180H121ZM153 181V182H152ZM160 181V185H158V182ZM171 181V182H170ZM184 181H186L188 184H190L191 182H192V185H188L187 183V185L185 184V182ZM241 181V182H240ZM113 182V183H112ZM116 182H118V183H116ZM196 182H197V184H196ZM245 182L247 183V184H245ZM251 182V183H250ZM137 183V185H135ZM173 183V184H172ZM198 183H199V187H197L198 186ZM114 184V185H113ZM143 184V185H142ZM156 184V185H158V186H154V185ZM254 184V185H253ZM144 185H146L147 186V188L144 186ZM185 185V186H184ZM196 186V188L199 190V191H201V192H198V190L195 188V187H192V186ZM255 185H256V187H258V188H260V190H261V192H260V190H258V188H256V191L257 192H254V187H255ZM263 185V186H262ZM127 186H132V187H130V188H127ZM143 186V187H142ZM150 186V187H149ZM154 188H153V187ZM181 186V187H182ZM260 186V187H259ZM124 187V188H123ZM136 187V188H135ZM140 187V188H139ZM183 187H182V189H183ZM127 188V189H126ZM132 188H135L134 190L136 191V192H134V190L132 189ZM143 188V189H142ZM151 188V189H150ZM188 188H186V190L188 189ZM200 188H202V190H200ZM140 189V190H139ZM149 189H150V191H149ZM197 190V192L199 193H196L195 194V191ZM124 192H123V191ZM128 190V191H127ZM217 192L216 194H215V192ZM133 191V192H132ZM205 191V192H204ZM210 191V192H209ZM146 192H148V194H147V197H146ZM208 194H207V193ZM211 192H214V194L212 193L211 194ZM253 192H254V194L255 193H258V194H260L259 196V198H258V196L255 194V196H253L254 194H253ZM260 192V193H259ZM153 195V194H155V196L153 195V197L151 196V194ZM204 193V194H203ZM134 194H135V196H134ZM137 194V195H136ZM150 194V195H149ZM189 194V193H188ZM247 194H249V196L250 197H253L252 198V200H254V202H256V204H257V206H255L254 207V205H253V203L251 202L252 200L250 199V197L247 195ZM119 195V196H120ZM139 195V196H138ZM145 195V196H144ZM148 195L149 196H151V197H149V199H148ZM189 195H192V194H189ZM189 195H184L185 197H187L188 196V200H191V201H195V199H197L196 197H193L192 196V198H191V196H189ZM213 196L214 198H209V196ZM246 195V196H245ZM264 195V194H263ZM141 196V197H140ZM200 196V195H199ZM216 196V197H215ZM256 196H257V198H256ZM144 197H146V198H144ZM161 197V195H159L158 194V199L157 200H159L160 201V198ZM185 197H183V199L184 200H187V198H185ZM191 199H190V198ZM205 197V198H206ZM245 197V198H244ZM247 197H249V199H246ZM257 199H255V198ZM194 198V199H193ZM215 198H217L215 201V205H213V203H214V199ZM148 199V200H147ZM147 200V201H146ZM187 200V201H188ZM207 200V199H206ZM207 200V201H208ZM213 200V201H212ZM246 200H247V202L249 201V203H247L246 202ZM143 201V202H142ZM149 201V202H148ZM151 201L152 202H154V203H151ZM171 201L169 200V201H167L166 202V205L168 204V203H170ZM212 202V203H211ZM260 202H262V201H260ZM143 203V204H142ZM163 203V202H162ZM161 202H160V204H162ZM208 203V202H207ZM217 203V204H216ZM247 203V204H246ZM151 204H153L154 205V207L151 205ZM242 204V205H241ZM255 204V203H254ZM162 205H164V204H162ZM246 205V206H245ZM250 205V207H248ZM253 206V208H252V210L250 209L252 206ZM145 206V207H144ZM147 206V207H146ZM152 206V209L150 208ZM248 207L249 209H246V208H244V207ZM210 207V206H209ZM210 207V208H211ZM215 207H216V209H215ZM222 208V209H221ZM225 208H227V210L225 209ZM231 208H233V209H231ZM240 208H241V210H240ZM244 208V209H243ZM139 209V210H138ZM143 209V210H142ZM220 209V210H219ZM255 209H257L256 211H255ZM150 210V211H149ZM213 210V211H214ZM230 210V211H229ZM235 210H236V212H235ZM250 212H249V211ZM221 211V212H220ZM232 211V212H231ZM239 211V212H238ZM151 212V213H150ZM219 212V213H218ZM234 212V213H233ZM245 212V213H244ZM261 212H263V213H261ZM216 213V214H215ZM259 213V214H258ZM261 213V214H260ZM226 214V215H225ZM240 214V215H239ZM144 215V216H143ZM146 215V216H145ZM228 215H230L228 218H227V216ZM235 215V216H234ZM242 215V216H241ZM217 216H219V217H217ZM232 216H233V218H232ZM240 216H241V218H240ZM145 217V218H144ZM175 217V216H174ZM212 217V218H211ZM225 217V218H224ZM230 217L232 218V219H230ZM259 217V218H258ZM261 217V218H260ZM263 217V218H262ZM152 218H153V220H152ZM240 218V219H239ZM156 221H155V220ZM170 221H169V220ZM171 219H173L172 221H171ZM230 220V221H228V220ZM241 219H242V222H241ZM252 219V220H251ZM262 219H263V222H262ZM154 221V222H152V221ZM213 220V221H212ZM225 220V221H224ZM150 221V222H149ZM212 221V222H211ZM214 221H218L216 224L214 223ZM227 221V222H226ZM249 221V222H248ZM229 222H230V224H229ZM241 222V223H240ZM163 223V224H162ZM173 223V224H172ZM149 224V225H148ZM158 224H159V226H158ZM260 224V225H259ZM157 225V226H156ZM166 225H168V226H166ZM182 225V224H181ZM217 225V226H216ZM227 225V226H226ZM229 225V226H228ZM249 227H248V226ZM252 225H254L253 227L255 228L254 229V231H252L253 230V228H252ZM153 226V227H152ZM161 226V227H160ZM249 228H247V227ZM257 226H260V229H262V230H260L259 229V227H257ZM152 227V228H151ZM156 227H158L156 230L158 231V229H159V232H157L154 228H156ZM164 227L166 228V229H164ZM241 227V228H240ZM162 228V229H161ZM160 229H161V231H160ZM179 229H181V230H179ZM187 229V228H186ZM221 229V230H220ZM154 230H155V232H154ZM174 230H175V232H174ZM208 230V231H207ZM230 230H232L233 232H230ZM235 230V231H234ZM242 230V231H241ZM258 230V231H257ZM153 233H152V232ZM177 231H178V233H177ZM215 231H217V232H215ZM220 231V232H219ZM170 232V233H169ZM174 232V233H173ZM186 232V233H185ZM194 232V231H193ZM203 232V233H202ZM209 232V233H208ZM224 232H226V233H224ZM228 232V233H227ZM229 232H230V234L231 235H233L234 237H232L230 234H229ZM149 233V234H148ZM160 233V234H159ZM162 233H163V235H162ZM183 233V234H182ZM197 233V234H198ZM212 233V234H211ZM221 233V234H220ZM222 233H223V235H222ZM235 233V234H234ZM236 233L238 234V235H236ZM255 233V234H254ZM177 234V235H176ZM179 234H180V236H179ZM203 236H202V235ZM207 234H209V235H207ZM219 234H220V236H219ZM225 234L226 235H228L230 238L232 237L233 239L234 238H237L236 239V242H237V240H238V242L237 243H234V240H233V244H231L232 243V241L230 240V238L228 239V238H225V240H222V242L220 241L221 240V238L223 237V239H224V236H225ZM241 234V235H240ZM254 234V235H253ZM147 235V236H146ZM166 237H165V236ZM205 235H207V236H205ZM212 236V237H211ZM222 236V237H221ZM237 236V237H236ZM169 237V238H168ZM182 237V238H181ZM215 237H217V238H215ZM239 237V238H238ZM167 238V239H166ZM213 238H214V240H213ZM219 238V239H218ZM217 239V240H216ZM159 240V241H158ZM215 240H216V242H220L221 243V245H220V243H218L219 244V247H218V245H217V247L215 248V246H216V242H215ZM226 240H228V244H225L224 245V243L226 242ZM256 240V241H255ZM153 241H155V242H153ZM214 241V242H213ZM230 242V243H229ZM256 242V243H255ZM155 243V244H154ZM165 245H164V244ZM189 243V244H188ZM227 243V242H226ZM260 243V244H259ZM147 244L149 245V246H147ZM168 244V245H167ZM193 244V245H192ZM204 244V243H203ZM235 244V245H234ZM153 245V246H152ZM158 246V247H155V246ZM238 247H237V246ZM165 246V247H164ZM235 246V247H234ZM196 247H198V246H196ZM202 247H204V245L202 246ZM246 247V248H245ZM224 248V247H223ZM213 250V251H211V250ZM161 250V251H160ZM174 250V251H173ZM184 250H186L185 252H184ZM154 253V255H153V253ZM173 251V252H172ZM217 251V250H216ZM219 251V250H218ZM217 251V252H218ZM233 251H235V252H233ZM244 251V252H243ZM150 252V253H149ZM176 252V253H175ZM181 252H182V254H181ZM216 252V253H217ZM263 252V253H262ZM184 253V254H183ZM161 254V255H160ZM174 254V255H173ZM186 254V255H185ZM157 255V256H156ZM158 255H160V257H158ZM260 255V256H259ZM171 256V257H170ZM214 256V257H213ZM165 257V258H164ZM172 257H174L173 259H172ZM203 257V258H202ZM229 257H227V259L225 260L227 263H229V264H236V262L234 261V258H230V259H228ZM1 258V257H0ZM160 258V259H159ZM161 258H163L162 260H164V261H162L161 260ZM55 259V258H54ZM204 259V260H203ZM207 259V260H206ZM211 259H212V261H211ZM1 260V259H0ZM161 260V261H160ZM172 260V261H171ZM203 260V261H202ZM206 260V261H205ZM217 260V259H216ZM234 261V262H228V261ZM55 262H57L56 260H54ZM154 261V262H153ZM201 261V262H200ZM207 261H208V263H207ZM241 261V262H240ZM210 262V263H209ZM162 263H160V264H162ZM155 264V263H154ZM156 264H157V262H156Z\"/></svg>",
    "mask_w": 264,
    "mask_h": 264
},
{
    "label": "bare ground",
    "instance_id": "2",
    "mask_svg": "<svg viewBox=\"0 0 264 264\" xmlns=\"http://www.w3.org/2000/svg\"><path fill=\"white\" fill-rule=\"evenodd\" d=\"M15 1V0H14ZM29 3L31 2V0H27ZM27 1H25L26 2V5H27ZM34 1V0H33ZM41 1V3L39 4V6H37L35 3H33V5L35 4L36 5V7L37 8H40V9H35V13H32L33 15H29L28 16V13H27V15H24L23 14V19L22 20H24V22H25V20L26 21H28V18H30V19H32L33 17H35L36 18V16H37V18L38 17H48V19L47 20H49V18H50V22L52 21V17H54L55 15H57V17L58 18H62L63 20H61V22L63 21H66V20H64L65 18L67 19V18H69V17H67L66 15L68 14V12L70 13L71 11L73 12L74 11V8L75 9H84L85 8V6L86 7H88V9L90 8V6L92 7V8H96V10H97V8H99V10L100 9H104V12H106V10L107 11H111V12H113V15L114 16H116L118 19H120V20H118L117 18H116V20H117V22L119 21V23H118V25H117V27L115 26V24L113 23H110L111 24V28H114V29H110V25H108L109 26V28H107L106 26H105V28H106V30L107 29H109V30H111V31H113V32H115V33H117L116 31H114L115 30V28H117V29H119L120 30V32H121V34H123V35H125L124 37H129V42H130V44L131 45H133L134 46V48H132L131 50H134V53H131L132 51L130 50V48L128 49V50H130V51H121L122 52V56H125L124 58H127V60H128V58H130L131 59V57L133 56V54H137V59H138V71H139V76H140V85H141V88H140V91H139V95H138V97L136 98V100H133L130 104L132 105V103L135 105V112H136V117L138 118V120H137V124H135L134 126H136L135 127V129L137 130L135 133H136V136H134L132 139H131V141L133 140V142H141V141H144V140H147L150 136H148L149 135V133H150V131H151V133H153L154 131H152L153 130V125L152 124H154V120H155V123H157L158 124V121H156L162 114L161 113H159L158 114V116H157V113H156V111L153 109V108H155V107H152L153 105L152 104H150V101L148 102V97L150 96L149 94L151 93V89H150V87L148 86V82L149 81H147V79H148V62H149V55L151 54V51H152V45H153V43H154V38H153V27H155L154 26V20H156V18H159V16H161V12L160 11H163V10H160V1L159 0H141L140 1V5H138V6H135L134 7V5L132 6V4H135L138 0H134V3H132L131 2V0L129 1V2H131L132 4H131V6H130V4H126L125 6H122V4H124V3H126V0H120L119 2H118V0H59V1H57V2H60V3H58V5H56L55 6V4H53L52 2H50L51 0H40ZM53 1V0H52ZM128 1V0H127ZM136 1V2H135ZM163 1V0H162ZM172 1V3H175V2H177V3H180V5L181 4H184V2H185V0H178V1H180V2H178V1H176V0H171ZM171 1H170V3H171ZM214 1H215V3H214ZM246 1V0H245ZM244 1V2H245ZM250 1V0H249ZM258 1H260L263 5H262V7L264 6V0H258ZM257 0H253L252 1V3L253 4H257V2H258ZM2 2H5V3H7V6L6 7H9L10 8V11H11V9L12 8H14V7H16V6H12V0H0V4L2 3ZM37 2V1H36ZM56 2V3H57ZM142 2V3H141ZM164 2H166L165 0H164ZM163 2V3H164ZM187 2V1H186ZM190 2H192V1H189V3ZM218 2V3H217ZM217 2H216V0H213V2H209L208 3V6L210 5V6H212L213 5V3H214V5H216V10H217V8L218 9H222V12L223 13H225V10L227 9V10H229V8H230V5H229V0H217ZM238 2V1H237ZM251 2V1H250ZM22 3H23V1H22ZM118 3L120 4L119 6H118ZM138 3H139V1H138ZM162 3V4H163ZM167 3V2H166ZM169 3V2H168ZM169 3V5L170 6H168V7H173L172 6V4H170ZM176 3V4H177ZM188 3V2H187ZM186 3V4H187ZM239 3H241V2H239ZM218 4H219V6H218ZM251 4V3H250ZM17 5V4H16ZM23 5V4H22ZM25 5V4H24ZM32 5V4H31ZM30 4L28 5V6H31ZM35 5H34V7H35ZM135 5H137V4H135ZM167 5V4H166ZM165 5V6H166ZM178 5V4H177ZM201 5V4H200ZM200 5H194L193 4V7H192V16H194L195 14H198V13H205L206 12V10H207V12L205 13V14H207L208 13V15L209 14H212L213 12H208L210 9L209 8H211V9H213V7H207L208 9H206L205 10V12H203L204 11V9L203 10H201L200 9ZM203 5V4H202ZM246 5V4H245ZM252 5V4H251ZM261 5V4H260ZM3 6V5H2ZM28 6H26V8L28 7ZM162 6V5H161ZM176 6V5H175ZM250 6V5H249ZM258 6V5H257ZM23 7V6H22ZM25 7V6H24ZM34 7H32L33 9H34ZM82 7H84V8H82ZM119 7V8H118ZM132 7V8H131ZM163 7V6H162ZM167 7V6H166ZM180 7V6H179ZM202 7V6H201ZM220 7V8H219ZM5 8V7H4ZM92 8H90V10L92 9ZM188 8V7H187ZM205 8V7H204ZM245 8V7H244ZM255 8V7H254ZM3 9V8H2ZM20 9V8H19ZM25 9V8H24ZM28 9L29 10H31L29 7H28ZM79 9V10H80ZM169 9V8H168ZM172 9V8H171ZM170 9V10H171ZM177 9H179V8H177ZM200 9V10H199ZM242 9H243V7H242ZM241 9V16L243 17V18H241V19H243V21H244V19H248L249 18V20L248 21H251L250 19H252V22H253V24L255 23V21L257 22V21H259V20H262L263 18L262 17H260L259 18V16L262 14V12H260V10H259V12L261 13V14H259V15H256V13L258 12V10L256 9L255 11H257L256 13L254 12V14H250V12H249V10L247 11L246 10V8L245 9H243L242 10ZM259 9V8H258ZM262 9V8H261ZM263 9H264V7H263ZM12 10H16L15 8L14 9H12ZM18 10V9H17ZM16 10V11H17ZM29 10H27V11H29ZM93 10V9H92ZM181 10V9H180ZM215 10V14H214V17L215 16H218L219 15V13H218V15H216L217 14V11H219V10H217L216 11ZM254 10V9H253ZM0 11H2V10H0ZM4 11V10H3ZM7 11H9L8 10V8H7V10H5V12L6 13H8ZM20 11V10H19ZM23 11V10H22ZM26 11V10H25ZM24 11V12H25ZM84 11H85V9H84ZM88 12H89V10H87ZM86 11V13H88ZM98 11V10H97ZM183 11H185V10H183ZM190 11V12H191ZM202 11V12H201ZM264 11V10H263ZM13 12V11H12ZM11 12V13H12ZM24 12H22V13H24ZM31 12H32V10H31ZM31 12H29V13H31ZM72 12H71V14H72ZM100 12V11H99ZM104 12H102V13H104ZM164 12V11H163ZM167 12V11H166ZM172 12V11H171ZM181 12V11H180ZM220 13H221V11H219ZM231 12V11H230ZM258 12V13H259ZM0 13H2V12H0ZM17 13H19V12H17ZM25 13V14H26ZM78 13H80L81 14V12H78ZM84 13V12H83ZM90 13V12H89ZM88 13V14H89ZM93 13V12H92ZM91 13V14H92ZM95 13V12H94ZM93 13V14H94ZM101 13V14H102ZM3 14H4V12H3ZM1 14L0 16V19L1 18H4L5 19V17H6V23H4V19H2L3 20V23H2V21L0 22V36L2 37V39H1V37H0V39H1V42H3V40L5 41V38H7V37H3V35L1 34V32L4 34V36H7V34H8V36H9V38H14V37H12L13 36V34L15 35L16 34V37H17V33H13V34H11L12 33V29H10L11 28V26L14 24V23H18L19 24V22H17V20H16V18L14 17V15L16 16V14H11L10 15V17L11 18H9V16H6V15H8V14ZM10 14V13H9ZM76 14V13H75ZM92 14V15H93ZM97 14V13H96ZM96 14H94V15H96ZM106 14V13H105ZM163 14V13H162ZM205 14H202L203 15V17H204V15ZM237 14V13H236ZM248 14H250V17H249V15ZM19 15V17L22 15V14H18ZM70 15V14H69ZM82 15V14H81ZM86 15V14H85ZM110 15H111V13H110ZM168 15V14H167ZM180 15V14H179ZM200 15V14H199ZM208 15H207V18H202V16H201V19H203V21L204 20H207V21H209L210 19H211V16L209 15V17H210V19H208L209 17H208ZM66 16V17H65ZM76 16V15H75ZM74 16V17H75ZM78 16H80V15H78ZM83 16H84V14L82 15V18H83ZM86 16H88V15H86ZM100 16V15H99ZM102 16V15H101ZM101 16L100 17H98V18H101ZM107 16V15H106ZM175 16V15H174ZM198 16V15H197ZM206 16V15H205ZM237 16V15H236ZM251 16H253L254 18H255V21H254V18H252ZM261 16H263V15H261ZM64 17V18H63ZM110 17V16H109ZM168 17H169V15H168ZM213 17V16H212ZM222 17V14H220V18ZM7 18H9V19H7ZM18 18V17H17ZM35 18H34V20H35ZM44 18V19H45ZM76 19H78L77 17H75ZM80 18V17H79ZM87 18V17H86ZM92 18V17H91ZM94 18H96V17H94ZM103 18H104V14H103ZM164 18V17H163ZM189 18V17H188ZM187 18V19H188ZM196 18V17H195ZM197 18H199V19H197L198 21H200V17L198 16ZM218 18V17H217ZM225 18V16L223 17V19ZM239 18H240V16H239ZM238 18V19H239ZM19 19V18H18ZM41 19V18H40ZM43 19V18H42ZM41 19V20H42ZM54 19V18H53ZM59 19V20H60ZM74 19V18H73ZM72 19V20H73ZM93 19V18H92ZM122 19V20H121ZM170 19H171V17H170ZM186 19V20H187ZM192 19V18H191ZM215 19V18H214ZM214 19H213V21H214ZM222 19V18H221ZM221 19H215V21L216 20H218V23H219V25H220V27H218V26H216V27H218V29H220L221 27H224L223 26V23L221 24L220 22H219V20L220 21H222ZM259 19V20H258ZM37 20V19H36ZM36 20H35V23H36ZM39 20V19H38ZM56 20H58V19H56ZM68 20V19H67ZM88 20V19H87ZM113 20V19H112ZM168 20V19H167ZM185 20V21H186ZM225 20H226V18H225ZM232 20V19H231ZM231 20H230V22H231ZM245 20V21H246ZM264 20V19H263ZM262 20V23L264 22ZM19 21V20H18ZM32 21V20H31ZM54 21V20H53ZM74 21H75V19H74ZM77 21H79V20H77ZM83 21V20H82ZM94 21H96V20H94ZM93 21V22H94ZM99 21V20H98ZM101 21V20H100ZM115 21V20H114ZM189 21H190V19H189ZM202 21V20H201ZM200 21V22H201ZM211 22H213L212 20H210ZM40 22V21H39ZM42 22H43V20H42ZM41 22V23H42ZM46 22V21H45ZM55 22V21H54ZM87 21L85 20V23H86ZM93 22H90V23H93ZM104 22H105V19H104ZM111 22V21H110ZM122 22H123V25H122ZM157 22V21H156ZM175 22V21H174ZM187 22V21H186ZM193 22H194V20H193ZM195 22H197L196 21V19H195ZM200 22H198V23H196L197 25H198V27H199V25H201V24H199ZM223 22H224V20H223ZM240 22V21H239ZM66 22H64V24H65ZM69 23V22H68ZM68 23H67V25H68ZM71 23V22H70ZM73 23V25H74V22H72ZM75 23H76V21H75ZM79 23V22H78ZM84 23V24H85ZM124 23H126V24H124ZM176 23H178L177 21H176ZM217 23V21H216V23L214 22L213 24H218ZM251 23V22H250ZM5 24H7V25H5ZM23 24V26H24V23H22ZM26 24V23H25ZM30 24H32V23H30ZM30 24L28 23V24H26V25H29V27H32V25L30 26ZM37 24V26H38V24L39 23H36ZM53 24V23H52ZM55 24H56V22H55ZM82 24V23H81ZM84 24H83V26H84ZM87 24H89V23H87ZM99 24V23H98ZM98 24H97V26H98ZM100 24H101V22H100ZM99 24V25H100ZM103 25H104V23H102ZM107 24V23H106ZM157 24V23H156ZM171 24V23H170ZM191 24V23H190ZM204 24H206L205 23V21H204ZM204 24H202L201 26H200V29L198 28V30L200 31L201 30V27H203V25ZM224 24H225V22H224ZM232 24V23H231ZM260 24V23H259ZM57 25H59V26H57L58 28L60 27V24L58 23ZM66 25V24H65ZM71 25V24H70ZM86 25V24H85ZM94 25V28H95V25L96 24H93ZM113 25L115 26V27H113ZM177 25V24H176ZM179 25V24H178ZM194 25V24H193ZM196 25V26H197ZM222 25V26H221ZM226 26H229L228 24H225ZM248 25V24H247ZM250 26H251V24H249ZM258 25V24H257ZM262 25H264V24H262ZM56 26V25H55ZM62 26V25H61ZM206 26V25H205ZM207 26H209V25H207ZM205 27V29H207L208 27ZM210 26H212V25H210ZM225 26V27H226ZM255 26H256V24H255ZM260 26V25H259ZM28 27V26H27ZM27 27H25V28H27ZM46 27V26H45ZM54 26H52L51 28H52V30L54 29L56 32V34H57V31L59 32V30H58V28H57V30L55 29V27L53 28ZM67 27V26H66ZM65 27V28H66ZM87 27V26H86ZM224 27V28H225ZM252 27H254V25H252ZM13 28V27H12ZM18 28H20V27H18ZM18 28H14L13 29V31L14 30H17ZM36 28V29H35ZM34 29H32V30H34V32H35V30L37 31L38 29H37V27H35ZM81 28V27H80ZM90 28L92 29V31L94 30V28H92L91 27V25H90ZM98 28V27H97ZM102 28V27H101ZM259 28V27H258ZM261 28V27H260ZM264 28V27H263ZM21 29V28H20ZM20 29H18V31L20 30ZM43 29V28H42ZM70 29H75V27L73 26L72 28H70ZM69 28H68V30H70ZM87 29V28H86ZM89 29V28H88ZM116 29V30H117ZM193 29V28H192ZM204 29V30H205ZM212 29V28H211ZM226 29V28H225ZM233 29V28H232ZM242 29V28H241ZM254 29V28H253ZM252 29V30H253ZM257 29V28H256ZM262 29V28H261ZM25 30V29H24ZM30 30V29H29ZM47 30V29H46ZM52 30H50V35H48V36H50V38H48L47 40H50L51 39V37L53 36V32L54 31H52ZM67 30V28L65 29V31ZM67 30V31H68ZM83 29H81V31H82ZM98 30L100 31V28H98ZM97 30V31H98ZM102 30V29H101ZM227 30V29H226ZM231 30V29H230ZM4 31H5V33H4ZM22 31H23V27H22ZM27 31V30H26ZM72 31H74V30H72ZM84 31H86V30H84ZM89 31V30H88ZM86 32L87 34H89V32ZM91 31V30H90ZM91 31V32H92ZM96 31V30H95ZM103 31H104V29H103ZM111 31H110V33L109 34H112L111 33ZM194 31V30H193ZM197 31V30H196ZM196 31H194V32H196ZM202 31V30H201ZM207 31V30H206ZM206 31H205V34H208V33H211L210 31V29H209V32H207L206 33ZM225 30H223V32H224ZM253 31H255V30H253ZM253 31H251V32H253ZM257 31V30H256ZM263 31V30H262ZM33 32V31H32ZM105 32V31H104ZM107 32V31H106ZM106 32H105V34L104 35H107L106 34ZM216 32H218V31H216ZM233 32V31H232ZM20 33H21V30H20ZM19 33V34H20ZM29 33V32H28ZM27 33V34H28ZM31 33V32H30ZM36 33V32H35ZM34 33V34H35ZM38 33V32H37ZM66 33V32H65ZM70 33V32H69ZM86 33L84 34V35H86ZM95 33V35L96 34H98V33H96V32H93V34ZM202 33V32H201ZM221 33V32H220ZM219 33V34H220ZM226 33H227V31H226ZM254 33V32H253ZM23 34V33H22ZM32 34V33H31ZM42 34H44V33H40V35H42ZM59 34V33H58ZM91 34V33H90ZM100 35H101V33H99ZM103 34V33H102ZM109 34L107 35V36H109ZM191 34V33H190ZM203 34V33H202ZM237 34V33H236ZM245 34V33H244ZM247 34V33H246ZM33 35V34H32ZM92 35V34H91ZM95 35H92V36H90L91 37V45H89L90 43H88V42H90V40L88 41V42H86V41H83V39H81L80 41H81V43H85L83 46V49H82V52L80 53V57L79 56H76L77 57V59H80V65H82L81 63L83 62V59L85 60H87V58H89V61L91 60V65H92V69H91V71H92V74L90 75L91 77H92V79H91V81H92V85H91V95H90V101H88L86 98V95H83L82 94V97H80V99H79V97H78V93L77 92H75V91H77L76 89H73L74 90V92L73 93H77V97H75L76 95L74 94H71V98H72V100H73V102H72V100H71V102H69V107H65L66 109H68L69 110V108H70V114H72L73 115V113H74V111H75V109H76V107L75 106H77V108L80 106V111H79V114H81L80 116V119H79V121L82 119V121H81V123L82 124H80V122H79V125L78 126H80V129H78V133H76V136H77V134H78V140H77V138H76V140H73V141H77V143L75 144V146L74 147H70V146H68V143H67V146L66 145H59L60 146V148H59V150L60 151H62V152H60L61 154H62V156H60V160L59 159H57V158H54V155H56L57 156V154H55L54 152V150H53V148H52V143H53V141H52V143H45L47 140H46V138L47 137H45V135H42V133H44V134H46L47 132H46V127H45V125L43 126V121H42V119H40V117H42L41 115H43V114H40L39 115V112L38 113H35V114H32V112H31V110L29 109L30 107H29V105L27 104V96H29V91H31V94L34 96V105H36V103H37V105H41V102L44 100V98L42 97V95L44 94V93H42V88L44 89V85H42L43 83H45V82H43L42 80V86L39 84L40 83V79L42 78V74H40V73H37L36 72V74H33L32 73V76L33 75H37V74H40V76L38 75L37 77H40V79L39 78H37L36 77V79H34L35 77L33 76V78L31 79V77H29L30 76V74H29V72H31L30 70H29V68H31L30 67V65H21L20 63L21 62H24V60L23 61H21L20 63H19V58H17V56H16V53H17V51L19 52V50H15L14 49V47H13V50H15V57H16V59L13 57V53L11 54V52L13 51H10L11 49V47L9 46V44L8 45H5V42L4 43H1L0 42V47H1V49L0 50H2V51H7V53H8V51H10V56L12 57V59H10L11 57H9V59L11 60V61H13V62H15L14 60H17L18 62V64H20V65H16L17 66V71H16V67H15V69H14V67L12 68L13 70H15L16 72H14V73H10V75L11 76H14V78L15 79H13V78H11V80L13 81V84H12V82H11V90H13L12 92H16L15 94V96L13 97V96H11V94H9L7 91L9 90V89H7V87L5 88L6 90H5V93L6 94H4L7 98H8V101H7V99H6V102H5V104H4V101H2V99H5L4 97H3V92L1 93V90H3L4 88H3V84H2V81H0V264H149L148 262H150V261H148L147 259H148V254L146 253V248H145V246L143 245V227L145 226H143V222H140V220L142 221V219H140L141 217H138V216H140L141 214L137 211V209H135L136 207H138V206H136L137 204H139L140 203V198L139 197H137L136 196V199L133 197V193H132V196L131 195H129L128 193L129 192H124L123 190V192L124 193H122L121 192V194L122 195H120L118 192H119V186H122V185H124V184H132L133 183V181L132 180H130V182H129V179H131V176L133 175H128V176H125V175H123V176H125L124 177V179H122V176H121V174H122V172H121V174L119 175V179H121L120 180V182L121 183H119V184H117L116 186L114 185V186H112V185H110V182H111V180H113L114 178H112L111 180H109V175L107 176V174H105L106 172H103V171H105L106 169H107V167L105 166H103L105 163H104V161H102L101 162V160H100V158H99V161L102 163H99V161H95V159L97 158V160H98V157H96L97 156V154L98 155H100L99 153H96L97 152V148H96V144L97 145H100L101 144V140H99V142H100V144L99 143H97L98 142V140H97V142L95 141V143L93 142V140L95 139L94 137L96 136H92L91 134V132L93 131L92 130V126H91V129H90V133H89V130H88V128L90 127L89 125H90V123H89V121L91 120L90 118H91V116H92V114H94L95 112H96V110L97 109H95L94 107V104H95V102H94V97H95V91L96 90H98V89H100L101 88V85L104 83L103 82V79H105V78H103L106 74H108V73H103L102 71H101V69H102V67H100V65H99V63L97 62V57L99 56V54H100V50L102 51L103 49H101V44H102V42L104 41V39H106V37H104L103 36V39H102V37H101V40H103L101 43H100V40L98 39V37L97 36H95ZM113 35V34H112ZM120 35V34H119ZM123 35H121L122 37H123ZM209 35V34H208ZM216 35H217V33H216ZM229 35V34H228ZM255 35H257V34H255ZM19 36V35H18ZM31 36V35H30ZM37 36H39V35H37ZM37 36H35V37H37ZM47 36V35H46ZM57 36V35H56ZM55 34H54V37L52 38V39H54L55 37ZM207 36V35H206ZM221 36L223 37V35L221 34ZM226 36V35H225ZM231 36V35H230ZM21 37V36H20ZM23 37H25V36H23ZM28 37H29V35H28ZM34 37V36H33ZM85 37V36H84ZM86 39H88V35H86ZM89 37V38H90ZM217 37V36H216ZM261 37V36H260ZM263 37H264V35H263ZM4 38V39H3ZM39 38L41 39V37L39 36ZM39 38H37V39H39ZM208 38H209V36H208ZM218 38V37H217ZM221 37H219L218 39H220ZM229 39V36L228 37H223V38H221L222 39V42L220 43L221 45L220 46H224L225 47V45H223V44H228L229 43V45L230 46H232L233 47V42H231L232 40H230V42L228 41V40H226V39ZM231 38V37H230ZM233 38H234V36H233ZM241 38V37H240ZM253 38V37H252ZM257 38V37H256ZM23 39V38H22ZM22 39L20 40L21 42L20 43H23L22 42ZM31 39V38H30ZM35 39V38H34ZM46 39V38H45ZM110 39V38H109ZM122 39V38H121ZM125 39V38H124ZM123 39V40H124ZM127 39V38H126ZM237 39V38H236ZM264 39V38H263ZM10 40V39H9ZM17 40V39H16ZM19 40V39H18ZM18 40H17V42H18ZM46 40V41H47ZM55 40H57V39H54L53 41H55ZM85 40V39H84ZM113 40V39H112ZM120 40V39H119ZM189 40V39H188ZM217 40V39H216ZM252 40V39H251ZM41 41V40H40ZM45 41V42H46ZM218 41V43H219V40H217ZM249 41V40H248ZM10 42V41H9ZM9 42H7V43H9ZM16 42V41H15ZM26 42V41H25ZM27 42H29V41H27ZM33 41H31V43H32ZM42 42H44V40L42 41ZM128 42V43H129ZM225 42V43H224ZM251 42V41H250ZM257 42V41H256ZM255 42V44L253 45L252 44V47H253V49H252V54H250V55H252V57H251V59H250V61H251V71L252 72H254V74L252 75V77L250 78V79H244V77H243V75L245 74H242L241 76L239 75V77L238 78H233L232 77V81L231 82H233L234 80H235V82L236 81H238L237 83H235L236 85H234L233 83H230L231 85L233 84V86H227V84H229V82H226L225 84H226V90L229 92L231 89H232V91L234 92L233 93V96H232V94H231V96L233 97V99H231V97H230V99L229 100H233L234 102H233V104L235 103V105H237V104H239L241 101H242V105L241 106H243L245 109H247L248 107H249V105L250 104H252L253 106H254V108H260L261 107V105H263V103H264V43H256ZM50 43H52V42H50ZM88 43V44H87ZM135 43V44H134ZM217 43V42H216ZM223 43V44H222ZM245 43V42H244ZM248 43V42H247ZM252 43H254L253 42V40H252ZM10 44H14V43H11L10 42ZM25 44V43H24ZM53 44H55V45H57V41L56 42H54ZM80 44V43H79ZM124 44H126V42H124ZM168 44V43H167ZM210 44V43H209ZM15 45V44H14ZM16 45H18V44H16ZM29 44H27V46H28ZM34 45H36V44H34ZM33 45V46H34ZM41 45V44H40ZM40 45H38V43H37V49H38V46H40ZM47 45V44H46ZM54 45V46H55ZM128 45V44H127ZM228 45V46H229ZM240 45V44H239ZM5 46V47H4ZM6 46L7 47H9V48H6ZM21 46H22V44H21ZM27 46H23L24 47V49L22 48V50L24 51H26V52H28V50H26V48H28L29 49V47H27ZM32 46V48H34ZM42 46V45H41ZM44 46V45H43ZM49 46L50 45H48V48H49ZM52 46V45H51ZM60 46V45H59ZM71 46V45H70ZM207 46V45H206ZM261 46H263V47H261ZM31 47V46H30ZM56 47H58V46H56ZM55 47V48H56ZM73 47V46H72ZM82 47V46H81ZM125 47V46H124ZM123 47V48H124ZM129 47V46H128ZM131 47V46H130ZM16 48H17V46H16ZM19 48V47H18ZM21 48V47H20ZM44 48V47H43ZM61 48V47H60ZM71 47H69V49H70ZM103 48V47H102ZM212 48V47H211ZM218 48H220V47H218ZM222 48V47H221ZM226 48V47H225ZM225 48L224 49H221V50H225ZM239 48H241V47H239ZM39 49L41 50L42 48H40L39 47ZM38 49V50H39ZM50 49H52V48H50ZM63 49V51H64V48H62ZM62 49H59L60 50V52L62 51ZM76 49V48H75ZM79 49V48H78ZM78 49H76L77 51H78ZM231 49V48H230ZM230 49L228 50V48L226 49L227 51H230ZM235 49V48H234ZM30 50V49H29ZM34 50V49H33ZM40 50H39V52H40ZM55 50L56 49H54V52H55ZM76 50H74V48H73V52L75 53V51ZM121 50H123L122 49V47H121ZM124 50H126V49H124ZM210 50V49H209ZM225 50V51H226ZM232 50V49H231ZM236 50V49H235ZM243 50V49H242ZM251 50V49H250ZM32 51V50H31ZM62 51V53H58V54H61L62 55V57H63V55L64 54H66L67 52H63ZM68 51H70V50H68ZM76 51V52H77ZM81 51V50H80ZM226 51V52H227ZM239 51H240V49H239ZM238 51V52H239ZM247 51H249V50H247ZM1 52V51H0ZM20 52H22L21 50H20ZM33 52H35V50L33 51ZM36 52H38V51H36ZM35 52V53H36ZM49 52H51V50L49 51ZM48 51L47 52H43V53H38L39 55H37V53L35 54V53H33L32 55H33V59H30L31 61H32V68H33V66H36L35 64H42L43 62H48V59H51V55H50V53H49ZM56 52H57V50H56ZM71 53H72V50L70 51ZM70 52H68V54H70ZM79 52V51H78ZM104 52V51H103ZM223 52V51H222ZM225 52V53H226ZM3 53V52H2ZM6 53V54H7ZM24 53V52H23ZM116 53H118V52H116ZM115 53V54H116ZM213 53V52H212ZM216 53V52H215ZM242 53V52H241ZM245 53V52H244ZM249 53V52H248ZM1 54V53H0ZM5 53H3V55H2V57H4L5 55H4ZM19 54V53H18ZM25 54V53H24ZM28 54H30L31 55V53H29L28 52ZM76 54V53H75ZM74 54V55H75ZM82 54V55H81ZM227 54V53H226ZM232 54H234L233 52H232ZM237 54V53H236ZM8 55H9V53H8ZM55 55V57H56V54H54ZM76 55H78V53L76 54ZM117 55V57H116V60H118L117 58H119V53L118 54H116ZM115 55V56H116ZM163 55V54H162ZM222 54H220V56H221ZM240 55V54H239ZM19 56H20V54H19ZM24 56V55H23ZM26 56H27V54H26ZM26 56H25V58H26ZM66 56V55H65ZM68 56H70L71 57V55H68ZM73 56V55H72ZM121 56V57H122ZM211 56V55H210ZM217 56V55H216ZM223 56L224 57H221V59H222V64H223V61L225 62V60H226V58H229V56H232L231 55V53L229 54V55H224L223 54ZM236 56V55H235ZM238 56V55H237ZM242 56V55H241ZM245 56V55H244ZM6 57H7V55H6ZM20 57H22V56H20ZM28 57H31V56H29L28 55ZM60 58H61V56H59ZM75 57V56H74ZM79 57V58H78ZM84 57V58H83ZM233 57V56H232ZM232 57H231V59H232ZM239 57V56H238ZM24 58V57H23ZM24 58V59H25ZM53 58V57H52ZM58 58V57H57ZM56 58V59H57ZM64 58V57H63ZM65 58H67V59H69L67 56L65 57ZM73 58V57H72ZM83 58V59H82ZM214 58H215V56H214ZM220 58V57H219ZM249 58V57H248ZM0 59H1V56H0ZM7 59V58H6ZM5 59V60H6ZM54 59V58H53ZM71 59V58H70ZM133 59V58H132ZM242 59V58H241ZM1 60H3V58L1 59ZM1 60H0V62H1ZM5 60H3V61H5ZM65 60V59H64ZM82 60V61H81ZM111 60H113V59H111ZM116 60L114 59V61H112V62H116ZM120 60H121V58H120ZM123 60V59H122ZM126 60V59H125ZM124 60V61H125ZM126 60V61H127ZM136 60V59H135ZM187 60V59H186ZM216 60V59H215ZM214 60V61H215ZM230 60V59H229ZM3 61H2V63H3ZM28 62L29 60L28 59H26L25 60V62ZM54 61V60H53ZM52 61V62H53ZM57 61V60H56ZM66 62H67V60H65ZM70 61V60H69ZM69 61H68V63H69ZM72 61V60H71ZM77 61V60H76ZM88 60H87V63L89 62ZM182 61V60H181ZM194 61H195V59H194ZM227 61L228 60H226V63H224V64H227ZM231 61V60H230ZM234 61V60H233ZM12 62V63H13ZM30 62V61H29ZM46 62V63H47ZM49 62H50V60H49ZM58 62V61H57ZM65 62V63H66ZM85 62V61H84ZM132 62V61H131ZM220 62V61H219ZM11 62H9V64H10ZM11 63V64H12ZM16 63V62H15ZM51 63V62H50ZM61 63V62H60ZM125 63V62H124ZM213 63H215V62H213V60H212V63H211V65L213 64ZM247 63V62H246ZM1 64V63H0ZM11 64H10V66H11ZM22 64H26V63H22ZM28 64V63H27ZM52 64H54V63H52ZM57 64V63H56ZM78 64V63H77ZM88 64H90V63H88ZM109 65H111L110 63H108ZM108 64L106 65V68H107V66H108ZM228 64H230L229 62H228ZM2 65H4V64H2ZM50 65V64H49ZM58 65V64H57ZM56 65V66H57ZM62 65V64H61ZM66 66L68 65V64H65ZM65 65H63V66H65ZM128 65V64H127ZM127 65H125V66H127ZM230 65H232V64H230ZM12 66H15V64L13 65L12 64ZM62 66V67H63ZM65 66V69L67 68ZM70 66V65H69ZM84 66V65H83ZM124 66V65H123ZM214 66V65H213ZM212 66V67H213ZM225 66V65H224ZM245 66V65H244ZM2 67V66H1ZM41 67H42V65H41ZM44 68H45V66H43ZM46 67H47V64H46ZM52 67V66H51ZM91 67V66H90ZM111 67H113V66H111ZM250 67V66H249ZM5 68H6V66H5ZM10 68V67H9ZM36 68V67H35ZM50 68V67H49ZM42 69V70H44V71H48V70H50V69ZM53 68H54V66H53ZM64 68V67H63ZM62 68V69H63ZM74 68V67H73ZM83 68V67H82ZM87 68V67H86ZM126 68V67H125ZM128 68H130L129 66H128ZM216 68V67H215ZM3 71H4V69L3 68H1ZM64 69V70H65ZM81 69V68H80ZM85 69V68H84ZM213 69H214V67H213ZM224 69H225V67H224ZM261 69L263 70V71H261ZM5 70H9V69H5ZM22 70H29V72H28V75L29 76H27V77H29L31 80V82H28L29 80H27V82L28 83H30V85H26V86H24L22 83L20 84L19 83V78H18V80H16L17 79V77H19L20 76V72L22 71ZM32 70V69H31ZM34 70V69H33ZM32 70V72H34L35 73V71L37 70H35V71H33ZM39 70L41 71V69L39 68ZM54 70H56V67H55V69ZM53 69H51V73H52V71H54ZM68 70V69H67ZM81 70H83V69H81ZM105 70V69H104ZM107 70V69H106ZM111 70H113V69H111ZM117 70V69H116ZM127 72H126V71ZM124 70V72L125 73H128L129 72V69H125ZM196 70V69H195ZM236 70V69H235ZM261 72H260V71ZM11 70H9V72H10ZM38 71V70H37ZM43 71V72H44ZM74 71H77L76 69L74 70ZM85 71H87L86 69H85ZM114 71V70H113ZM119 71V70H118ZM226 71V72H225ZM224 71V75H223V78L224 77H226V73H229V71L228 70H225ZM2 72V71H1ZM0 72V73H1ZM13 72V71H12ZM42 72V71H41ZM55 72V71H54ZM53 72V76L55 75V73ZM57 72V71H56ZM79 72V71H78ZM88 72V71H87ZM86 72V73H87ZM195 72H197V70L195 71ZM200 72V71H199ZM243 72H244V70H243ZM255 72H257V73H255ZM3 73V72H2ZM26 73V72H25ZM46 73H48V72H46ZM81 73H83V72H81ZM112 74H113V72H111ZM188 73V72H187ZM5 74H9V73H4V75ZM50 74V73H49ZM56 74H58V73H56ZM63 74V73H62ZM78 74V73H77ZM83 74H85V73H83ZM82 74V75H83ZM105 74V75H104ZM116 74H118L117 76H119V73H117L116 72ZM121 74V73H120ZM191 74V73H190ZM3 75V77L5 78L6 77V75L4 76ZM25 75V74H24ZM45 75V74H44ZM79 75H80V73H79ZM250 75V74H249ZM257 75H258V77L259 78H257V80H255L256 79V77H257ZM87 76L89 77V74H87ZM188 76V75H187ZM229 75H227V77H228ZM45 76H43V78H44ZM47 77H49V75L47 76ZM55 77H57L58 78V76L57 75H55ZM62 77V76H61ZM66 77V76H65ZM72 77V76H71ZM82 77V79H83V76H81ZM87 77V78H88ZM107 77V76H106ZM113 77H115V76H113ZM125 77V80H126V76H124ZM160 77V76H159ZM181 77H182V75H181ZM196 77V76H195ZM0 78H1V76H0ZM7 78H9V76H7ZM25 78V77H24ZM28 78V79H29ZM51 79L50 80H53V78L54 77H50ZM60 78V77H59ZM69 78H70V76H69ZM103 78V79H102ZM122 78V77H121ZM131 78V77H130ZM184 78V77H183ZM188 78V77H187ZM215 78V77H214ZM222 78V77H221ZM254 80H253V79ZM22 79V78H21ZM49 78H47V80H48ZM55 79V78H54ZM72 79V78H71ZM81 79V78H80ZM85 79H86V77H85ZM116 79H117V77H116ZM120 79V78H119ZM215 79H217V77L215 78ZM2 80V79H1ZM3 80H5V79H3ZM8 80H10V79H8ZM7 79L3 82L4 83V85L6 84V82L8 81ZM44 80V79H43ZM49 80V81H50ZM58 80V79H57ZM61 80L62 79H60V80H58V81H60L61 82ZM70 80V79H69ZM73 80V79H72ZM110 80V79H109ZM121 80H124V79H121ZM124 80V81H125ZM138 80H139V77H138ZM149 80V79H148ZM180 80H182V79H180ZM191 80V79H190ZM90 81V82H91ZM106 81V80H105ZM119 81V80H118ZM189 80H187V82H188ZM225 81V79H222V82H224ZM250 82V83H247V82ZM50 82H53V81H50ZM49 82V83H50ZM71 82V81H70ZM127 82V81H126ZM136 82V81H135ZM190 82V81H189ZM195 82V81H194ZM221 82V83H222ZM7 83H10V81L9 82H7ZM57 83V82H56ZM65 83H66V81H65ZM83 83V82H82ZM183 83V82H182ZM193 83V82H192ZM215 83V82H214ZM239 83H242V85H237V84H239ZM245 83H247V86L245 85ZM52 84V89H53V85L55 84V82H54V84L53 83H51ZM58 84H60V83H58ZM63 84V83H62ZM62 84H60V85H62ZM67 84V83H66ZM105 84V83H104ZM103 84V85H104ZM118 84V83H117ZM121 84V83H120ZM127 84V83H126ZM150 84V83H149ZM179 84V83H178ZM185 84V83H184ZM189 84V83H188ZM212 84V83H211ZM216 84V83H215ZM218 84V83H217ZM223 85H224V83H222ZM8 86H9V84H7ZM39 85H40V87H39ZM60 85H59V87H60ZM64 85V84H63ZM70 85H72V84H70ZM76 85V84H75ZM219 85H220V83L218 84V88L217 89H222L223 87H221V88H219ZM22 86H24V87H22ZM45 86H46V84H45ZM74 86V85H73ZM82 86V85H81ZM112 86V85H111ZM126 86V85H125ZM180 86V85H179ZM182 86V85H181ZM195 86V85H194ZM216 86H214V88L216 87ZM47 87V86H46ZM55 87V86H54ZM57 88H59L58 86H56ZM62 87V86H61ZM60 87V88H61ZM65 87V86H64ZM76 86H74V87H71V88H75ZM80 87V86H79ZM189 87H190V85H189ZM199 87V86H198ZM47 88H49V87H47ZM70 87H69V89H68V91L71 89ZM122 88V87H121ZM124 88H126V87H124ZM181 88V87H180ZM184 88V87H183ZM191 88V87H190ZM231 88V89H230ZM83 89H84V87H83ZM188 89V88H187ZM187 89H186V92H187ZM223 89H225V88H223ZM230 89V90H229ZM10 90V91H11ZM57 90V89H56ZM60 90V89H59ZM64 90H66L65 88H64ZM88 90V89H87ZM102 89H100V91H101ZM124 90V89H123ZM127 92H128V89L126 88L125 89ZM124 90V91H125ZM132 90V89H131ZM139 90V89H138ZM184 90V89H183ZM189 90V89H188ZM216 90V89H215ZM226 90H224L225 91V93L227 94V92H226ZM45 91V90H44ZM52 91H55V89L54 90H52ZM52 91H51V94H53L52 93ZM67 91V90H66ZM112 91V90H111ZM119 91V90H118ZM124 91H122V92H124ZM223 91V92H224ZM69 92H71V91H69ZM103 92V91H102ZM126 92V93H127ZM193 92V91H192ZM222 91H221V93H223ZM100 93V92H99ZM120 93V92H119ZM125 93V94H126ZM130 93V92H129ZM129 93L128 94H126L127 96H130L129 95ZM131 93H133V92H131ZM225 93H223V95L225 94ZM232 93V92H231ZM246 93H248V100H246V99H244L243 98V96L246 94ZM55 94H56V92H55ZM54 94V95H55ZM61 94H63V93H61ZM66 94H67V92H66ZM69 94V93H68ZM81 94V93H80ZM193 94V93H192ZM229 94V93H228ZM53 95V96H54ZM70 95V94H69ZM182 95V94H181ZM186 95H188L187 93H186ZM80 96V95H79ZM126 96V97H127ZM227 96V95H226ZM223 97V98H225V99H228L227 97ZM229 96H230V94H229ZM31 97V96H30ZM44 97H45V95H44ZM56 97H57V95H56ZM55 97V98H56ZM69 97V96H68ZM69 97V98H70ZM134 97V96H133ZM177 97V101H175V103H173V105L171 106V104H170V106L171 107H169L170 109H168V113H167V117L168 118H170V120L172 119V118H177V117H175L176 116V114L177 115H179L180 114V117H181V121H180V123L181 122H183L185 119H183L184 118V114L182 113L183 111H181L182 109H181V99L182 100H184L183 99V95H182V98L180 99V97L179 96H176ZM186 97H189V95L188 96H186ZM194 97V96H193ZM222 97V96H221ZM43 98V99H42ZM52 98V97H51ZM51 98H49V99H47L46 100V102L49 104V107H51V109L50 110H53L52 109V106H54L52 103H55L56 102V100L55 99H53V101H52V99ZM149 98H151V97H149ZM190 98V97H189ZM188 98V99H189ZM222 98V99H223ZM58 99V101H59V98H57ZM61 99H63V98H61V95H60V100ZM128 99H129V97H128ZM131 100H132V98H130ZM129 99V100H130ZM191 99V98H190ZM224 99V100H225ZM28 100H30L29 98H28ZM128 100V101H129ZM130 100V101H131ZM176 100V99H175ZM187 100V99H186ZM215 100V99H214ZM224 100H222L221 102H222V104H221V106H219L218 108H219V111H220V109H221V107H223V106H227L226 108V110H227V112H228V110L231 112V107L233 106H231V104L230 105H228L226 102L224 103ZM261 100H262V103H261ZM33 101L31 102V101H29V102H31V103H33ZM55 101V102H54ZM62 101V100H61ZM60 101V102H61ZM64 101H66V100H64ZM216 101H218V98L216 99ZM3 102V103H2ZM152 102V101H151ZM211 102V101H210ZM228 102V101H227ZM232 102V101H231ZM230 101L228 102V103H231ZM59 103V102H58ZM58 103L57 104H55V105H57L56 107L58 108ZM129 103V102H128ZM153 103V102H152ZM214 103V102H213ZM218 103H220V102H218ZM6 105L7 104V106L6 107H2L1 105ZM30 104V103H29ZM63 104V103H62ZM127 104V103H126ZM154 104V103H153ZM183 104H184V102H183ZM79 105V106H78ZM186 105V104H185ZM184 106V105H183ZM206 106V105H205ZM63 107V106H62ZM213 107V106H212ZM237 107V106H236ZM242 107V108H243ZM263 107L264 106H262V109H263ZM38 108V107H37ZM60 108V107H59ZM97 108V107H96ZM183 108V107H182ZM218 108L216 109V111L218 110ZM243 108V109H244ZM249 108H251L252 109V106L251 107H249ZM248 108V110H250ZM253 108V109H254ZM184 109V108H183ZM204 109V108H203ZM213 109V108H212ZM233 109V108H232ZM240 109V108H239ZM252 109V110H253ZM257 109H256V111H257ZM262 109H260V110H262ZM78 110V109H77ZM155 112H154V111ZM214 110V109H213ZM212 110V111H213ZM233 110H235V109H233ZM259 110V109H258ZM264 110V109H263ZM262 110V111H263ZM93 111H94V113H93ZM160 111V110H159ZM219 111H217V112H219ZM240 111H241V109H240ZM243 111V110H242ZM255 111V112H256ZM50 112V111H49ZM76 112V111H75ZM78 112V111H77ZM76 112V113H77ZM81 112V113H80ZM163 112V111H162ZM217 112H215V113H217ZM224 112H226L225 110H224ZM229 112V113H230ZM42 113V112H41ZM52 113V112H51ZM63 113V112H62ZM103 113V112H102ZM105 113V112H104ZM185 114H186V111L184 112ZM238 113V112H237ZM240 113V112H239ZM238 113V114H239ZM263 113V112H262ZM97 114V113H96ZM95 114V115H96ZM234 114H235V112H234ZM237 114V115H238ZM257 114V113H256ZM45 115H46V112H45ZM50 115V114H49ZM216 115V114H215ZM218 115V114H217ZM232 115V114H231ZM236 115V114H235ZM258 115H259V113H258ZM32 116V117H31ZM47 116V115H46ZM45 116V117H46ZM74 116V115H73ZM135 116V115H134ZM165 116V115H164ZM207 116V115H206ZM257 116V115H256ZM261 116H263V114H261ZM260 116V117H261ZM48 117V116H47ZM95 117V116H94ZM163 117V116H162ZM161 117V118H162ZM180 117H178V118H180ZM210 117V116H209ZM238 117V116H237ZM259 117V116H258ZM259 117V118H260ZM50 118V117H49ZM51 118H52V115H51ZM177 118V119H178ZM43 119H44V117H43ZM70 119H71V117H70ZM76 119V118H75ZM74 119V120H75ZM164 119V118H163ZM176 119V120H177ZM262 119V118H261ZM263 119H264V116H263ZM45 120V119H44ZM93 120V119H92ZM159 120V119H158ZM162 120V119H161ZM173 120V119H172ZM52 121V120H51ZM57 121V120H56ZM73 121V120H72ZM169 121V120H168ZM178 121H179V119H178ZM177 121V122H178ZM186 121H190L189 119H187ZM211 121H212V119H211ZM45 122H47V121H45ZM116 122V121H115ZM167 122V121H166ZM166 122H165V124H166ZM171 122V121H170ZM173 122V121H172ZM174 122H176L175 121V119H174ZM176 122V123H177ZM209 122V121H208ZM262 122V121H261ZM260 122V123H261ZM50 123V122H49ZM84 123V124H83ZM88 123H89V125H88ZM263 123H264V121H263ZM262 123V124H263ZM45 124V123H44ZM54 124H56V125H58L57 123H54ZM133 124V123H132ZM150 124V126H148ZM172 124V123H171ZM174 124V123H173ZM172 124V125H173ZM52 125V124H51ZM126 125V124H125ZM130 125H131V123H130ZM152 125V126H151ZM161 125V124H160ZM184 126H185V124H183ZM94 126V125H93ZM126 126H128V124L126 125ZM125 126V127H126ZM178 126V125H177ZM184 126H183V128H184ZM54 127H55V125H54ZM157 127H159V125L157 126ZM167 128H168V124H167V126H166ZM170 127V126H169ZM172 127V126H171ZM171 127L170 128H168L169 129V131H170V129H171ZM181 127V126H180ZM65 128V127H64ZM66 128H68V126L66 127ZM77 126H76V130H77ZM132 128V127H131ZM162 128V127H161ZM175 128V127H174ZM179 128V127H178ZM177 128V129H178ZM49 130H50V127L48 128ZM48 129H47V131H48ZM60 129V128H59ZM59 129H58V131H59ZM127 129V128H126ZM134 129V130H135ZM163 129V128H162ZM166 129V128H165ZM168 129H166V133L168 132ZM176 129V128H175ZM174 129V130H175ZM176 129V130H177ZM180 129V128H179ZM177 130L178 132L180 131V130ZM216 129V128H215ZM71 130V129H70ZM75 129H74V131H76ZM101 130V129H100ZM131 130H133V129H131ZM155 130V129H154ZM174 130H172V131H174ZM218 130V129H217ZM45 131V132H44ZM52 131H55L56 132V128H54V130L52 129ZM61 131V130H60ZM69 131V130H68ZM73 131V130H72ZM147 131H149V133H147ZM156 131H161L162 132V130L161 129H159L158 128V130L156 129ZM185 131V130H184ZM51 132V131H50ZM50 132H48V133H50ZM77 132V131H76ZM104 131L102 130V133H103ZM130 132V131H129ZM129 132L127 133V134H129ZM131 132H133V131H131ZM131 132H130V136L132 137V135H131ZM165 132V131H164ZM164 132H163V134L161 135V136H155L154 138L155 139H159L160 140V142L162 141L163 142V146H164V144L168 147V145H170L172 142H171V138L169 139V138H166V139H169V141L168 140H166L165 138V140L162 138L164 135L166 136V134H164ZM182 132L183 131H181L180 133H181V135H182ZM105 133V132H104ZM157 133V132H156ZM159 133V132H158ZM157 133V134H158ZM220 133V132H219ZM222 133V132H221ZM65 134V133H64ZM94 134V133H93ZM122 134H123V132H122ZM122 134H121V136H122ZM154 134H155V132H154ZM168 134H170V132L168 133ZM167 134V135H168ZM178 133H176L175 135H177ZM224 134V133H223ZM47 135V134H46ZM48 135H52V133L51 134H48ZM54 135V134H53ZM52 135V136H53ZM66 135V134H65ZM68 135V134H67ZM69 135H70V133H69ZM103 136H104V134H102ZM170 135H172V134H170ZM169 135V136H170ZM208 135V134H207ZM42 136L43 137H45V138H42ZM58 136V135H57ZM63 136V135H62ZM74 136V135H73ZM72 136V137H73ZM75 136V137H76ZM124 137H125V135H123ZM152 136V135H151ZM154 136V135H153ZM164 136V137H165ZM49 137V136H48ZM54 137H55V135H54ZM59 137V136H58ZM60 137H61V135H60ZM59 137V138H60ZM127 137V136H126ZM129 137V136H128ZM127 137V139L128 140H130L129 138H131V137H129L128 138ZM168 137V136H167ZM175 137H177V136H175ZM206 137V136H205ZM67 138V137H66ZM65 138V139H66ZM94 138V139H93ZM153 138V137H152ZM174 138V137H173ZM179 138H180V136H179ZM49 139H51L50 137H49ZM55 139H56V137H55ZM62 139V138H61ZM63 139H64V136H63ZM75 139V138H74ZM178 138H176L175 140H177ZM52 140V139H51ZM58 140H60V139H58ZM126 140V139H125ZM182 140V139H181ZM213 140V139H212ZM219 140V139H218ZM65 141V140H64ZM71 141V140H70ZM165 141V142H164ZM173 141V140H172ZM208 140H206V142H207ZM51 142V141H50ZM55 142V141H54ZM68 142V141H67ZM74 142V143H75ZM129 142V141H128ZM178 142H179V140H178ZM177 142V143H178ZM205 142V143H206ZM220 142V141H219ZM61 143V142H60ZM59 143V144H60ZM66 143V142H65ZM65 143H63V144H65ZM70 143V142H69ZM130 143V142H129ZM174 143V142H173ZM208 143H209V141H208ZM226 143V142H225ZM44 144H46V145H44ZM56 144V143H55ZM62 144V143H61ZM71 144H72V142H71ZM137 144V143H136ZM140 144H142V142L140 143ZM139 144V145H140ZM180 144V143H179ZM219 144V143H218ZM52 145V146H51ZM56 145H58V144H56ZM134 145H135V143H134ZM133 144L131 145L132 146V148H133V146H134ZM138 145V144H137ZM139 145H138V147H139ZM213 145V144H212ZM229 145V144H228ZM227 145V146H228ZM58 146V147H59ZM103 146H105L106 147V145H105V143H104V145ZM206 146V145H205ZM226 146V147H227ZM13 149H12V148ZM54 147V146H53ZM56 147V146H55ZM54 147V148H55ZM91 147V148H90ZM98 147V146H97ZM180 147V146H179ZM218 147V146H217ZM242 147V146H241ZM32 148H35L34 150H32ZM108 148V147H107ZM166 148V147H165ZM208 148V147H207ZM12 149V150H11ZM99 149V148H98ZM106 149V148H105ZM111 149V148H110ZM240 149V148H239ZM107 150V149H106ZM111 150H113V149H111ZM168 150H169V147H168ZM57 151V150H56ZM110 151V150H109ZM109 151H108V153L107 154H109ZM114 151V150H113ZM112 151V152H113ZM175 151V150H174ZM204 151V150H203ZM207 151V150H206ZM208 151L209 152H211V150H209L208 149ZM207 151V152H208ZM213 152L212 153H214L215 151L214 150H212ZM238 151V150H237ZM107 152V151H106ZM111 152V151H110ZM111 152V153H112ZM209 152H208V156H207V158L209 159L210 158V160H211V156L210 155H212L211 153H210V155H209ZM30 153H32L33 155H30ZM59 153V154H60ZM118 153V152H117ZM117 153H115V154H117ZM176 153V152H175ZM193 153L194 152H192V154H191V157H190V160L189 159H185V161L187 162H184V163H186V164H188V166H189V174H187V175H189V179H191V181L193 182L194 181V183H195V181L197 180V175H196V173L198 174V172H196V165H195V160H194V156H193ZM218 153V152H217ZM237 153V152H236ZM104 154V153H103ZM106 154V153H105ZM115 154H111V155H109V157H110V160L111 159H113L112 161L113 162H115L116 161V159H117V157H119V156H116ZM119 154V153H118ZM117 154V155H118ZM204 154H205V152H204ZM120 155V154H119ZM214 155V154H213ZM216 155V154H215ZM218 155V154H217ZM223 155V154H222ZM59 156V155H58ZM57 156V157H58ZM101 157V156H100ZM106 157H108V156H106ZM214 157V156H213ZM216 158H217V156H215ZM242 157V156H241ZM120 158V157H119ZM189 158V157H188ZM54 159H56V160H54ZM74 159H76V160H74ZM89 159L90 161H92L93 162V160H94V165L92 166V169H91V163H90V161L88 160V162L90 163L89 164V166H88V162H87V160ZM166 159H168V158H166ZM221 159V158H220ZM121 160H122V158H121ZM106 161H109V158L106 160ZM182 161H184L183 159H182ZM217 160H215V162H216ZM221 161V160H220ZM166 162V161H165ZM210 162V161H209ZM218 162V161H217ZM216 162V163H217ZM225 162V161H224ZM116 163V162H115ZM129 163V162H128ZM148 163H149V161H148ZM147 163V164H148ZM214 163V162H213ZM232 163V162H231ZM96 164V165H95ZM137 164V163H136ZM142 163H140V165H141ZM144 164H146V163H143V165ZM157 164V163H156ZM209 164V163H208ZM225 164V163H224ZM229 164H230V162H229ZM248 164H250V163H248ZM259 164V163H258ZM106 165V164H105ZM119 165V164H118ZM117 165V166H118ZM132 167H133V165L132 164H130ZM139 164H137V167H139L138 166ZM213 165V164H212ZM226 165H228L227 163H226ZM87 166H88V168L89 169H86L87 168ZM110 166V165H109ZM126 166V165H125ZM148 166V165H147ZM147 166L145 167V171H149V170H155V168L153 169V165H152V167L151 166H149L151 169H149V167L147 168ZM220 166V165H219ZM230 166V165H229ZM233 166V165H232ZM249 166H251V164L249 165ZM258 166V165H257ZM256 166V167H257ZM262 166V165H261ZM260 166V167H261ZM130 167V166H129ZM131 167V168H132ZM134 167H136V166H134ZM141 167V166H140ZM154 167H156L155 165H154ZM159 167V166H158ZM163 167V166H162ZM253 167V166H252ZM74 168V169H73ZM105 169V170H103L102 171V169ZM116 168V167H115ZM123 168V167H122ZM160 168V167H159ZM229 168V167H228ZM250 168V167H249ZM261 168H263L264 169V167H261ZM91 169V170H90ZM137 170H138V168H136ZM135 169V170H136ZM142 169V168H141ZM143 169H144V167H143ZM147 169V170H146ZM257 169H259V167L257 168ZM257 169H256V171H254V172H257ZM262 169V170H263ZM71 170H74V172L72 171L71 172ZM128 170H130V169H128ZM159 170V169H158ZM164 170H165V168H164ZM230 170V169H229ZM123 171H124V168H123ZM125 171H127V170H125ZM124 171V172H125ZM139 171H140V169H139ZM159 171H161V170H159ZM180 171V170H179ZM114 172V171H113ZM118 172V171H117ZM120 172V171H119ZM128 172V171H127ZM130 172V171H129ZM132 173H133V171H131ZM146 172V173H147ZM151 172V171H150ZM155 172H156V170H155ZM162 172V171H161ZM110 173H111V171H110ZM115 173H116V171H115ZM114 173V174H115ZM141 173V172H140ZM139 173V174H140ZM143 173H145V172H143ZM154 173V171L153 172H151V173H147V175H145V176H149L150 174H153ZM188 173V172H187ZM118 174V173H117ZM124 174V173H123ZM126 174V173H125ZM135 174V173H134ZM137 174V173H136ZM155 174V173H154ZM158 174V173H157ZM161 174V173H160ZM178 174H180V172L179 173H177L176 175H178ZM184 174V173H183ZM186 174V173H185ZM260 174V173H259ZM142 175V174H141ZM141 175H139L138 177H140ZM182 175V174H181ZM115 177H116V175H114ZM121 176V177H120ZM136 176V175H135ZM144 176V175H143ZM108 177V178H107ZM111 177H112V175H111ZM155 177V176H154ZM176 177V176H175ZM179 177V176H178ZM178 177H176V178H174V179H176V181L177 182H175V181H173V183H175V185L174 186H171L170 185V187H169V185H168V182H167V184L165 183V181L163 182V181H161V186H158V185H160V181L158 182V185H156V186H158L157 187V189L156 190H154V192H155V194H157V196H156V198L155 197H153V195L155 196V194H151V196L154 198V199H156V201H157V203L155 202H152L151 201V203H154V205H156V207H154V205L153 204H151L155 209H153V213H152V216L154 215V217H156V219L158 218V222H160V221H162V219L164 220L165 219V214H164V207H166V209L168 208V209H170V211H171V213H173V215L175 216H172L173 218H174V224H175V226L176 227H178V228H182V230L183 231H185V230H188V229H191V231L192 232H189V233H193V235L191 234V236H192V243H194V245L196 244V246H198V247H196V246H194V247H192V250H190L191 252H190V257L188 256V258L185 260L184 259V262L186 263V264H198V261L200 260V258H201V256L203 255V251H205L204 249H207L209 246H213L212 245V240L211 241H209L208 240V237L207 238H204V237H200L199 236V234L200 233H198L200 230L202 231L203 230V228H204V226H205V224L207 223V218L211 215V214H209V213H212V212H215V210H214V208H212L211 207V205H210V201L208 200V197H206L205 196V194L204 195H201V194H199L198 192H201V191H199L197 188H196V186L194 185V186H192V187H195L197 190H198V192H197V190L195 191V194L196 193H198L199 195H198V198L196 197L197 195H195V196H193L194 195V190L192 189V188H188V187H186V188H188L187 190H186V188L185 187H183L182 185H183V182H182V185L179 183L180 182V180L182 179V178H178ZM107 178V179H106ZM134 178H136V181H138L139 182V179L141 178H139L138 180H137V177H134ZM146 178V177H145ZM144 178V179H145ZM159 178V177H158ZM178 178V179H177ZM184 178V177H183ZM242 178V177H241ZM248 178V177H247ZM262 178H264V174H263V177ZM118 179V176L116 177V179L113 181L114 183H115V181ZM142 179V178H141ZM147 179H150L149 177L147 178ZM147 179H145L144 181L145 182H147L148 183V181L149 180H147ZM160 179V178H159ZM158 179V180H159ZM147 180V181H146ZM200 180V179H199ZM247 180V179H246ZM263 180V179H262ZM129 182V183H125V182ZM143 181V180H142ZM143 181V182H144ZM187 181H189V180H187ZM259 181V180H258ZM112 182V183H113ZM119 182V181H118ZM118 182H116V183H118ZM141 182V181H140ZM139 182V183H140ZM144 182V183H145ZM153 182V181H152ZM171 182V181H170ZM185 182V184L187 183L186 181H184ZM190 182V181H189ZM192 182L190 183V184H188V185H192ZM241 182V181H240ZM248 184H247V183ZM245 182V184H247V185H245L246 187H247V192L250 194V196H252L251 194H252V190L253 189H251V188H253V187H250V186H252V185H249V180H247ZM142 183V182H141ZM141 183H140V185H141ZM172 183V184H173ZM251 183V182H250ZM146 184V183H145ZM186 184V185H187ZM196 184H197V182H196ZM135 185H137V183L135 184ZM143 185V184H142ZM148 185H150L151 186V181L148 183ZM154 185V184H153ZM154 185V186H155ZM254 185V184H253ZM146 188H147V186L146 185H144ZM149 186V187H150ZM183 187V189H182V187ZM185 186V185H184ZM263 186V185H262ZM130 187H132V186H130ZM129 186H127V188H130ZM143 187V186H142ZM153 187V186H152ZM197 187H199V183H198V186ZM260 187V186H259ZM124 188V187H123ZM126 188V189H127ZM136 188V187H135ZM135 188H132L133 190L135 189ZM140 188V187H139ZM154 188V187H153ZM256 188H258V187H256V185H255V187H254V192H257L256 191ZM261 188V187H260ZM260 188H258V190H260ZM143 189V188H142ZM148 189V188H147ZM151 189V188H150ZM150 189H149V191H150ZM140 190V189H139ZM200 190H202V188H200ZM262 190V189H261ZM261 190H260V192H261ZM128 191V190H127ZM214 191V190H213ZM133 192V191H132ZM134 192H136L135 190H134ZM151 192V191H150ZM205 192V191H204ZM210 192V191H209ZM215 192V191H214ZM214 192H211V194L213 193L214 194ZM254 192H253V194H254ZM259 192V193H260ZM192 194V195H189V194ZM207 193V192H206ZM217 192H215V194H216ZM262 193V192H261ZM147 194H148V192H146V197H147ZM149 194V195H150ZM158 194L159 195H161V197L159 198L160 199V201L159 200H157L158 199ZM189 195V196H191V198H192V196L193 197H196L197 199H195V201L193 200V201H191V200H188V196L187 197H185L184 195ZM208 194V193H207ZM249 194H247L248 196H249ZM257 196H258V198L260 197L259 195L260 194H258V193H255ZM255 194L253 195V196H255ZM264 194V193H263ZM263 194H261L262 195V197H264V195ZM120 195V196H119ZM137 195V194H136ZM148 195V199H149V197H151V196H149ZM217 195V194H216ZM134 196H135V194H134ZM139 196V195H138ZM145 196V195H144ZM209 196V195H208ZM246 196V195H245ZM249 196V197H250ZM257 196H256V198H257ZM141 197V196H140ZM146 197H144V198H146ZM183 197H185V198H187V200H184L183 199ZM206 197V198H205ZM214 198L212 195L211 196H209V198ZM216 197V196H215ZM249 197H247L246 199H249ZM190 198V197H189ZM190 198V199H191ZM245 198V197H244ZM252 198L253 197H250V199L252 200ZM255 198V197H254ZM255 198V199H256ZM257 198V199H258ZM147 199V200H148ZM194 199V198H193ZM208 201H207V200ZM217 198H215L214 199V203H213V205H215V202L217 201L216 200ZM256 199V200H257ZM262 199V198H261ZM257 200V201H259V202H257V204L259 203V208H257V209H259V212H260V208H261V210L262 211H264V200ZM146 200V201H147ZM171 201L170 203H168L167 205H166V202L167 201ZM216 200V201H215ZM213 201V200H212ZM260 201H262V202H260ZM143 202V201H142ZM149 202V201H148ZM160 202L162 203V204H164V205H162V204H160ZM208 202V203H207ZM246 202H247V200H246ZM252 203L254 202V200H252L251 201ZM250 202V203H251ZM256 202H254L253 203V205H254V207L255 206H257V204H256ZM212 203V202H211ZM247 203H249V201L247 202ZM246 203V204H247ZM249 203V204H250ZM143 204V203H142ZM217 204V203H216ZM242 205V204H241ZM152 206L150 207L151 209H152ZM168 206V207H167ZM211 208H210V207ZM246 206V205H245ZM252 206V205H251ZM145 207V206H144ZM147 207V206H146ZM244 207V206H243ZM248 207H250V205L248 206ZM248 207H244V208H246V209H249ZM243 208V209H244ZM252 208H253V206L250 208L251 210H252ZM256 208V207H255ZM211 209H213L212 210V212H210L211 211ZM215 209H216V207H215ZM222 209V208H221ZM226 210H227V208H225ZM231 209H233V208H231ZM249 209V210H250ZM257 209H255V211L257 210ZM139 210V209H138ZM143 210V209H142ZM210 210V211H209ZM217 210V209H216ZM220 210V209H219ZM240 210H241V208H240ZM248 210V211H249ZM150 211V210H149ZM230 211V210H229ZM221 212V211H220ZM232 212V211H231ZM235 212H236V210H235ZM239 212V211H238ZM250 212V211H249ZM151 213V212H150ZM219 213V212H218ZM234 213V212H233ZM245 213V212H244ZM261 213H263V212H261ZM260 213V214H261ZM140 214V215H139ZM216 214V213H215ZM259 214V213H258ZM264 214V213H263ZM167 215V214H166ZM226 215V214H225ZM240 215V214H239ZM144 216V215H143ZM146 216V215H145ZM212 216V215H211ZM214 216V215H213ZM212 216V217H213ZM230 215H228L227 216V218L229 217ZM235 216V215H234ZM242 216V215H241ZM241 216H240V218H241ZM211 217V218H212ZM217 217H219V216H217ZM145 218V217H144ZM225 218V217H224ZM232 218H233V216H232ZM231 217H230V219H232ZM239 218V219H240ZM259 218V217H258ZM261 218V217H260ZM263 218V217H262ZM152 220H153V218H152ZM151 220V221H152ZM155 220V219H154ZM166 221H167V218L165 219ZM164 220V221H165ZM169 220V219H168ZM173 219H171V221H172ZM228 220V219H227ZM252 220V219H251ZM156 221V220H155ZM170 221V220H169ZM213 221V220H212ZM211 221V222H212ZM225 221V220H224ZM228 221H230V220H228ZM150 222V221H149ZM152 222H154V221H152ZM163 222V221H162ZM173 222V221H172ZM218 222V221H217ZM216 221H214V223L216 224L217 223ZM227 222V221H226ZM241 222H242V219H241ZM240 222V223H241ZM249 222V221H248ZM262 222H263V219H262ZM163 224V223H162ZM173 224V223H172ZM182 224V225H181ZM229 224H230V222H229ZM149 225V224H148ZM260 225V224H259ZM143 226V227H142ZM157 226V225H156ZM158 226H159V224H158ZM166 226H168V225H166ZM217 226V225H216ZM227 226V225H226ZM229 226V225H228ZM248 226V225H247ZM246 226V227H247ZM254 225H252V228H253V230L252 231H254V229L256 228H254L253 227ZM153 227V226H152ZM151 227V228H152ZM161 227V226H160ZM249 227V226H248ZM247 227V228H248ZM257 227H259V229H260V226H257ZM145 228V227H144ZM158 227H156V228H154L155 230L157 229ZM167 228V227H166ZM165 227H164V229H166ZM187 228V229H186ZM205 228H206V226H205ZM241 228V227H240ZM162 229V228H161ZM161 229H160V231H161ZM168 229V228H167ZM249 229V228H248ZM155 230H154V232H155ZM169 230V229H168ZM179 230H181V229H179ZM181 230V231H182ZM221 230V229H220ZM260 230H262V229H260ZM157 231V230H156ZM170 231V230H169ZM182 231V232H183ZM189 231V230H188ZM194 231V232H193ZM208 231V230H207ZM235 231V230H234ZM242 231V230H241ZM258 231V230H257ZM152 232V231H151ZM157 232H159V229H158V231ZM174 232H175V230H174ZM173 232V233H174ZM203 232H204V230H203ZM202 232V233H203ZM215 232H217V231H215ZM220 232V231H219ZM230 232H233L232 230H230ZM230 232H229V234H230ZM153 233V232H152ZM170 233V232H169ZM177 233H178V231H177ZM186 233V232H185ZM198 233V234H197ZM209 233V232H208ZM224 233H226V232H224ZM228 233V232H227ZM149 234V233H148ZM160 234V233H159ZM183 234V233H182ZM212 234V233H211ZM221 234V233H220ZM220 234H219V236H220ZM232 234V233H231ZM230 234V235H231ZM235 234V233H234ZM255 234V233H254ZM253 234V235H254ZM264 234V233H263ZM145 235V234H144ZM162 235H163V233H162ZM177 235V234H176ZM202 235V234H201ZM204 235V234H203ZM202 235V236H203ZM207 235H209V234H207ZM207 235H205V236H207ZM222 235H223V233H222ZM236 235H238L237 233H236ZM241 235V234H240ZM147 236V235H146ZM165 236V235H164ZM179 236H180V234H179ZM232 237H234L233 235H231ZM166 237V236H165ZM212 237V236H211ZM222 237V236H221ZM231 237V238H232ZM237 237V236H236ZM169 238V237H168ZM182 238V237H181ZM215 238H217V237H215ZM225 238H230L228 235H226L225 234V236H224V239H223V237L221 238V242H222V240H225ZM230 238V240L232 241V243L231 244H233V240H234V243H237L238 242V240H237V242H236V239L237 238H232L231 239ZM239 238V237H238ZM167 239V238H166ZM219 239V238H218ZM213 240H214V238H213ZM217 240V239H216ZM216 240H215V242H216ZM159 241V240H158ZM256 241V240H255ZM153 242H155V241H153ZM214 242V241H213ZM227 242V243H226ZM226 242L224 243V245L225 244H228V240H226ZM204 243V244H203ZM218 243H220V242H216L215 244H216V246H215V248L217 247V245H218V247H219V244ZM230 243V242H229ZM256 243V242H255ZM155 244V243H154ZM164 244V243H163ZM189 244V243H188ZM260 244V243H259ZM165 245V244H164ZM168 245V244H167ZM193 245V244H192ZM204 245V247H202ZM220 245H221V243H220ZM235 245V244H234ZM147 246H149L148 244H147ZM153 246V245H152ZM229 246H230V248H232L233 250L234 249H237L235 246V248H233L230 244H229ZM229 246H223L221 249L220 248H217L216 250L218 251H216V250H211V251H213V254H215L214 256L216 257V258H214V260L215 261H212V259H211V261L213 262L212 264H229V263H227L225 260L227 259V257H229L230 255H229V253L232 251V249H231V251H230V249H229ZM237 246V245H236ZM155 247H158L157 245L155 246ZM165 247V246H164ZM238 247V246H237ZM210 248V247H209ZM246 248V247H245ZM161 251V250H160ZM174 251V250H173ZM172 251V252H173ZM186 250H184V252H185ZM241 251V250H240ZM239 250H237L236 252L235 251H233V252H235L234 254H231V257L232 258H234V261L236 262V261H239V256H240V254L241 253H239L240 252ZM152 252V251H151ZM187 252V251H186ZM217 252V253H216ZM244 252V251H243ZM150 253V252H149ZM153 253V252H152ZM176 253V252H175ZM232 253V252H231ZM263 253V252H262ZM181 254H182V252H181ZM184 254V253H183ZM264 254V253H263ZM148 255V256H147ZM153 255H154V253H153ZM161 255V254H160ZM160 255H158V257H160ZM174 255V254H173ZM186 255V254H185ZM157 256V255H156ZM213 256V257H214ZM260 256V255H259ZM171 257V256H170ZM231 257H229L228 259H230ZM55 258V259H54ZM165 258V257H164ZM174 257H172V259H173ZM203 258V257H202ZM160 259V258H159ZM163 258H161V260H162ZM171 259V258H170ZM170 259H168L167 258V260H169L170 261ZM217 259V260H216ZM54 260H56L57 262H55ZM160 260V261H161ZM166 260V258H165V261L164 260H162V261H164L165 263L164 264H167V261ZM174 260V259H173ZM204 260V259H203ZM202 260V261H203ZM207 260V259H206ZM205 260V261H206ZM167 261V262H166ZM172 261V260H171ZM234 261H228V262H234ZM154 262V261H153ZM157 262V264H160V263H162V262H160V263H158L159 262V260L158 261H156ZM156 262H154L155 264H156ZM201 262V261H200ZM241 262V261H240ZM154 263H152V264H154ZM174 263H178V262H174ZM173 263V264H174ZM207 263H208V261H207ZM210 263V262H209ZM163 264V263H162ZM182 264V263H181ZM211 264V263H210ZM235 264V263H234ZM236 264H237V262H236Z\"/></svg>",
    "mask_w": 264,
    "mask_h": 264
},
{
    "label": "water",
    "instance_id": "3",
    "mask_svg": "<svg viewBox=\"0 0 264 264\" xmlns=\"http://www.w3.org/2000/svg\"><path fill=\"white\" fill-rule=\"evenodd\" d=\"M195 165H196L197 172L199 174L202 173V165L198 161H196V160H195Z\"/></svg>",
    "mask_w": 264,
    "mask_h": 264
}]
</instances>
